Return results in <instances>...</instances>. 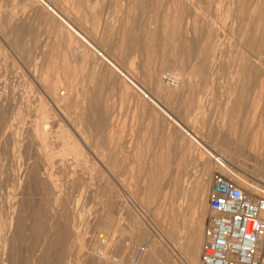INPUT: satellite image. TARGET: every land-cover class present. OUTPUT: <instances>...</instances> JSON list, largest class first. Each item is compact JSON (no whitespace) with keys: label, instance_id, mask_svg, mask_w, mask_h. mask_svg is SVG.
Masks as SVG:
<instances>
[{"label":"rangeland","instance_id":"rangeland-1","mask_svg":"<svg viewBox=\"0 0 264 264\" xmlns=\"http://www.w3.org/2000/svg\"><path fill=\"white\" fill-rule=\"evenodd\" d=\"M2 1H3V3L0 1V6H1V8H0V93H1L0 94V104H2V105H0V109H1L0 110L1 111L0 117H3V118L2 119L0 118V126L3 125L4 121L8 122L10 120H13V118H15V116H17L18 113H21L22 123L18 124L17 122H15V126H14V129L19 128L18 139H19V141H21V143L23 145L26 146L27 152L32 151V153H34L38 150L37 154L39 155V150H40L41 155L39 157H41V161L44 158V160L42 162L40 161L41 167H43V169H45L47 167L46 168L47 171L44 170L47 173L53 172V178L55 180L54 182L57 186H59L58 191H57L58 195L61 193V190H63L62 193L59 195V199L63 200V202L59 201L61 203L60 204V212H58V214H60V216L57 215V217H59V218H57V217L55 218V220H58V222L55 220L51 222V217L49 218L48 216L46 219L45 215L51 214V216H52V214L54 212L52 213V211H53L52 208L50 206H48V204H47L48 199H46V197L48 196L47 195L48 193H47V191L45 192V190H42V187L44 186V184L42 183V180H41L42 178H39L41 176H38V178L36 179V176H34L35 170L32 167L31 168L34 170V172L32 171V169H29V171L28 170L21 171V167H19V164L17 162H15L14 164H13L14 161L9 163L10 160H8V162H7V159H5L4 160L6 162L5 167L8 168V169H6L4 167L5 170L6 171L10 170V172L12 171L13 173H16L17 175L19 174L22 177V182L20 183V186L18 183V189L20 188L18 193L20 194V196H18V199H17L18 203H17V209H16L18 212L17 216H18V214H20V217H19L20 221H17L20 226L18 224H16L17 223L16 221H15L16 223L15 222L10 223V221H7V222L3 221L0 223V264H11V263L12 264H28V263L29 264H37V263L39 264L40 259H41L40 257H47V256H49L47 258H48V261L50 260L49 262L51 264L52 263L53 264H62V263H64V264H95V263L99 262V259L97 257V255H98L97 252L101 251V250H102L101 252H103V254L106 255L105 258H108V259L110 258L109 260L107 259L106 264H124V263L125 264H158V263H155L154 261L150 260V258H152V257H150V256L147 257V253H149V247H146V242L143 240H140L138 237L139 234H137V231H135V230H139L138 232H140V228L138 226L145 227L146 229L144 228V230L148 231V229H147V227H149L148 223L146 221L144 223H141L143 221L141 214H143V213H149L150 215L152 213L155 214V210H157V209L159 210V211L157 210L159 213V212H161L160 209H162V207H164V209H163L164 211L163 210L162 211L165 213L170 212V214H167L168 217L177 220L176 219L177 217L175 215L178 216V214L180 212L177 210L179 209L180 202H183L182 196L184 195V192L186 189L184 184H183L184 180L189 179V178H193V180L196 179L195 174L200 175L202 173L201 170L203 168V165H207V168H209L208 172L206 174V177L210 178V186L206 189V191L208 193L205 194L206 203H207V204L205 203V205H208V195H209V190H210L211 185H212V179L211 178H213V175L216 172H219L222 175H224L225 177H228L232 180H234L235 177L236 178L242 177V178L248 180V182L255 183V184L261 186V189L264 188V90H262L263 85L261 82L263 79L261 80V76H259V69H260V72L264 74V67H262V65L264 64V19H263L264 18V0H215V1L214 0H184V2H182L183 0L182 1H180V0H173V1L172 0H158V1L157 0H146V1L145 0H137L136 1L135 0L136 2L134 0H129V1L128 0H123V1H121V0H119V1L118 0H107V3H106V0H68V1L67 0H2ZM131 1L133 2L134 6L131 3ZM176 1H178L181 4H179ZM138 2H139V4H138ZM173 2L180 5L182 9L177 4H176L177 6H175V7H174V5L172 6V4H174ZM156 5H157V7H156ZM10 6H11L12 10L10 9ZM2 7H3V9H2ZM54 7H55V9H54ZM172 7H174L175 10ZM66 8H68L69 10ZM133 8H135V10ZM168 8L173 10L172 14L170 12L171 10L169 11L170 12V14H169ZM176 8L182 10L181 11L182 13L179 10H177ZM37 9L40 11H38ZM130 10L131 11L133 10L132 16L130 14V12H131ZM42 11H43V13H41ZM175 11L177 12V14ZM50 12H52V14ZM126 12L129 14H127ZM156 12H158V13H156ZM167 12H168V15H167ZM174 12L178 16L174 15L173 14ZM48 13H49V15H48ZM99 13H101V14H99ZM197 13H198V15H196ZM165 14L167 15V17H165L164 21L165 22L167 20H168V22L170 21V25L167 22L168 23L167 26H171V24H172V27L176 28V26H175L176 23H177V26L181 25L180 27L179 26L177 27L178 29L176 28L178 30V33H176L177 30L174 29L175 30L174 32L176 33V34H174V38H177V39H173V40L174 41L179 40L178 50L175 49V45L173 46L174 41H172V40L169 41V39H171V38L167 37L170 34L169 31L171 30L170 29L171 27H169L170 30H168V27H165L167 30L164 28V26H166V24L164 25L165 22H162V21L164 19L163 15H165ZM53 15H55L56 17ZM128 15H130L133 19L129 18L130 20H128L127 19ZM144 15H145V18H144ZM172 15L174 16L173 18H175V16L177 18L174 20L173 18H171ZM59 16H61V17H59ZM180 16H182V17H180ZM97 17H99L100 19ZM178 17H179V19H181V18L182 19L179 20ZM95 18H97L96 21H95ZM26 19H27V21H26ZM171 20L172 21L174 20V21L171 22ZM177 20L180 21V23H178ZM198 20H199V22H198ZM11 22H12V25H11ZM94 22H97L100 25L96 24V23L94 24ZM156 22L158 24H156ZM195 22H197L198 25ZM50 23L52 24V26L50 25ZM69 23L71 25H69ZM84 23H85V26H84ZM15 24H16V26H15ZM62 24H63V26H62ZM126 24H127V26L129 24V26H128L129 31H128L127 26L124 27V25H126ZM173 24H174V26H173ZM206 25H209V26H206ZM89 26H90V28H89ZM96 26H98L97 29H96ZM109 26H110V28H109ZM58 27H59V29H58ZM74 27H75V29H74ZM120 27H121V29H120ZM148 27L152 30H150ZM144 28H146V29L144 30ZM119 29H120V31H119ZM123 29H124V32L120 33V32H122ZM155 29H157V30H155ZM210 29L213 30L214 33H213V31L211 32ZM59 30L61 31V33L58 32ZM2 31H4V32H2ZM80 31H82V33L84 35ZM163 31L165 33L167 32L166 38L163 37V34H164ZM77 32L81 33L82 36L76 34ZM171 32H172V30H171ZM208 32L212 33V35H213L212 38L216 41V43H217L216 48L218 49L217 54H216L215 63H213V61H211V59L209 58L210 59L209 62L211 64L208 62V57L206 56L207 54L204 55V57H202V54H200V53L204 52V50H206L207 45H208V48H210L209 45H210V41H212V39L210 40V38L208 36L209 35ZM65 33H66V35H65ZM69 33L70 34L75 33V34H73L75 42H74L73 36L70 35ZM124 33L127 35H125ZM150 33L154 34L155 36L154 37H153V35L151 36ZM243 33H244V35H243ZM129 34H130V36H129ZM145 34L148 36L147 37L148 40H150L151 42H154V44L152 43L153 45L151 44L152 49L148 47L149 49H151L150 51L147 47H145L148 45L150 46V43H151L150 41L147 42ZM60 35L61 36L63 35V37L64 38L66 37V38L61 39ZM120 36L122 38H124L123 40H125L126 42L128 41V42L127 43L125 42L126 43L125 44L124 41H122V38ZM164 36H165V34H164ZM69 37H71L73 40V43H75L72 46H70L73 49H71L69 47V43H67ZM55 38H57L58 40ZM208 38L210 41L208 40ZM66 39H67V41H66ZM78 39L81 41H79ZM164 39H166V40H164ZM167 39H168V41H167ZM180 39H181V42H180ZM61 40L63 41L62 43H61ZM82 41H84V42H82ZM206 41H207V44H206ZM77 42L79 45L82 44L83 47H81V45H80V47L77 46L78 45ZM169 42H171V43L169 45H167L168 48L163 47L166 45V43H169ZM56 43L59 44L58 46L60 48L57 46ZM60 43L62 44L61 46H63V47L60 46ZM63 43H65V44H63ZM145 43H147L148 45L147 44L145 45ZM137 44H139V45L137 46ZM180 44H181V48H179ZM87 45H88V47H87ZM75 46H77V48H78V49L76 48L77 50L74 49ZM169 46H173V47H169ZM67 47H69V49ZM204 47H205V49H204ZM56 48H57V50H56ZM79 48H82V50L86 49V51L84 50L85 52L84 51L82 52V50H80ZM172 48H173L174 52L172 51ZM200 49L203 51H201ZM65 50L70 52V53L66 52ZM69 50H71V51H69ZM75 50L78 51L77 52L78 54L74 53ZM175 50H177V51L175 52ZM79 51H81V52L79 53ZM121 51H122V53H121ZM178 51H179L180 55H179ZM46 52H47V54H46ZM50 52L52 54L54 53L53 57H56V56H57V58L59 57V60L56 58L58 60V62L61 60V62L58 63L59 64L58 68H61L63 66V64H62L64 62L63 61V55H65V53L69 54V55H67V57H68V62L72 63V65H70V66H72L74 68L76 66V64H77V66L79 65L78 66L79 70L77 69V72H78L77 75H79V77L78 76L77 77H78L79 82H78V80H77V82L74 80L75 78L77 79V77H75L74 79H71V81H70V79H66L67 81H69V82H67L64 79L65 77H63L62 71L60 70L61 74L59 77L60 78L59 81L62 85H64V86L61 85L62 89H61V87H59L58 92L60 95L64 93V91L66 90V89L64 90V88H66V87H67V91H65V94L66 93L68 94V92H69L68 90H70L71 86L74 87L75 82L77 83L76 84L77 90H75L76 93H79L80 91L82 92L86 88H89V90H91L90 91L91 94L94 93L91 96L93 97V103L94 102L95 103H94V105H93V103H91L90 106H92V105L93 106L90 107L91 109H89L87 111L88 115H89L88 120H90V122H89L90 125L88 126V129H86L88 132L90 131L89 133H91V130H93V133H92L93 135L89 134L87 132L84 135L83 140L81 139V138H83V135L81 137L79 136V134L75 131L74 123L72 121H68L69 118L66 115V114L70 113V111H72L73 108H74V110L71 113L76 112L77 111L76 106L69 109L68 110L69 112L68 111H66V112L62 111L65 116L61 115V112H59V110L56 108L54 103L51 102V99L49 96L50 93L48 92L49 90L48 89L46 90V88L44 89V87L39 84L40 78L42 81L44 79L45 82L52 78L49 76V74H47L49 72L46 73V70L48 71V62L47 61L52 55ZM57 52H58V54H57ZM89 52H91V53H89ZM167 52H168V54H167ZM71 53H73V54H71ZM83 53L84 54L88 53V56L84 55ZM177 53H178V55H177ZM247 53H249L251 56H252V54H254L258 61L256 59H254L255 58L254 56L251 57ZM116 54H118V55H116ZM146 54H148V55H146ZM158 54H159V56H158ZM175 54L177 57L174 56V58H178V59L173 58V55H175ZM198 54H199V57H198ZM71 55L72 56L74 55L73 58L71 57ZM154 55H156V56L154 57ZM75 57H78V58H75ZM83 57H85V58H83ZM143 57H144V59H142ZM201 57H202V59L204 58L203 61H202ZM205 57H207V58H205ZM70 58L72 59V62H71ZM74 58H75V60H74ZM147 58H149L148 61H147ZM154 58H156V59H154ZM83 59H84V62H86V63H83ZM198 60H199V62H198ZM250 60H251V62H249ZM87 61H90V62H87ZM104 61H105V63H104ZM146 61H147V63H146ZM77 62H79V63H77ZM178 62L179 63L181 62L182 64L181 63L179 64ZM44 63H45V65H43ZM82 63L85 65L83 66ZM165 63H166V65H165ZM189 63H190V65H189ZM200 63H202V64L200 65ZM208 63H209V66H208ZM46 64H47V66H46ZM80 64H82V65H80ZM106 64H108V65H106ZM144 64H146V65H144ZM255 64L257 66H255ZM113 65H115V66H113ZM149 65H152L153 67L156 66L159 68H160V66L163 68L166 67V69H163V71H161V73H160L161 77L160 78L164 77L165 75H172L178 79V84L175 86H170V85H167V83L162 82L163 87H165L163 89V91L164 90L165 91L171 90L172 92L174 91L175 92L174 95H176V98H168L170 101L167 100L166 98H164L165 99L164 100L162 97L163 96L162 93H160V91L157 90L158 88L154 85L152 86V84H151V86H152L151 87L149 82L147 80H144V79H146V77H145L146 73L144 71L147 72L148 69H146V67L148 68ZM181 65H184L183 69H185V70H183L181 68L182 67ZM202 65H204V67H205L203 69L204 71H202V72L204 73L205 69H207L206 73L200 74L195 79L194 76L192 77V72L193 71L196 72L195 70L198 69V67L202 66ZM244 65H245V67L247 65V68H244ZM248 65H249V67H248ZM77 66L75 68H77ZM133 66L135 69L133 68ZM152 66H150V67H152ZM119 67H121V68H119ZM109 68L114 69V70H111ZM122 68H124V69H122ZM241 68H244V69H241ZM95 69H96V71H95ZM245 69H246V71H245ZM255 69H256V71H255ZM261 69H263V70H261ZM101 70L103 72H105V74ZM110 70L116 74L114 75V73L111 72ZM107 71H108V73H107ZM240 71L243 72L242 78L240 77L241 79H238L239 78L238 76H241ZM238 73H239V75H238ZM30 74H31V76H30ZM89 74H90V76H89ZM208 74H210V75H208ZM246 74L247 75L249 74L248 80L251 79L253 82H251V80L248 81L246 79L247 78ZM251 74H252V76H250ZM254 74H257V76ZM47 76H49L50 79L49 78L46 79ZM111 76H112V80H111ZM113 76H115V77H113ZM132 76H134L133 78H135V79H133ZM138 76H139V78H138ZM204 76L206 78H204ZM210 76H211V78H210ZM254 76L256 78L255 79L256 81L254 80ZM101 77L103 78L104 82H102L103 80L101 79ZM104 77H108V78L105 80ZM109 77H110V80H109ZM116 77H118L119 80ZM189 77L190 78L192 77V80L194 78V80H193L194 83L191 86H189V83H188L190 80ZM207 77L210 79L207 80ZM5 78H6V80H5ZM188 78H189V80H188ZM88 79H90V80H88ZM136 79L138 82L136 81ZM237 79H238V81H237ZM244 79L247 80L246 83H245ZM87 80H88V82H87ZM94 80L96 82L98 81L99 85ZM123 80H125V81H123ZM64 81H66L67 84ZM110 81H112V82L110 83ZM131 81H133V83ZM206 81H207V87H206ZM241 81H242V83H241ZM259 81H260V83H259ZM70 82L71 83L73 82V85H71ZM145 82H146V84H145ZM237 82L239 83V85H237V86H239L238 87L239 90H238V88L236 89L237 86L235 84ZM69 83H70V86L68 85ZM249 83H251V84H249ZM135 84L139 87L143 86L146 90H144V89L142 90V88H141V90H142L141 91L140 89H138V87H136ZM201 84H203V85H201ZM246 84L249 85L248 86L249 88L247 87ZM85 85H88V86L85 87ZM101 85L105 89L102 88ZM261 85H262V87H260ZM68 86H69V88H68ZM257 86H258V88H256ZM124 87L127 89L130 88V90H127L126 91L127 93H126L124 89L121 90V88H124ZM199 87L201 89H199ZM240 87H241V89H240ZM242 87L244 90H246V91L248 90V91L245 93V91L242 89ZM38 88H40V89H38ZM183 88L184 89L186 88V89L184 90ZM41 89H43V90L41 91ZM92 89H96V90H92ZM190 89H192L191 92H193V93L189 92ZM257 89H258V91H255ZM61 90H63V91H61ZM97 91H98V93L100 91H102V92H100V94H101L100 96L97 93ZM156 91H158L160 94ZM182 91H184V92H182ZM60 92H62V93H60ZM130 92H131V95H130ZM45 93L47 95H45ZM136 93H137V95H136ZM234 93H235V95H233ZM257 93H259V94L257 95ZM188 94L190 95V97H189L190 99L186 98L187 96H189ZM243 94L244 95L246 94V95L243 97ZM4 95H5V97H4ZM13 95H14V97H13ZM78 95L79 94H77V96ZM160 95H161V97H160ZM237 95H239L237 97L238 99L236 98ZM9 96H10V98H9ZM7 97L10 100H8ZM98 97H100V98H98ZM132 97H133V99H132ZM139 97L141 99H139ZM154 97L158 98L160 102L162 101L161 103H163V104L156 101L154 99ZM194 97H196V98H194ZM114 98H115V100H114ZM192 98H194V99H192ZM48 99H50V101H48ZM99 100H101L102 103H101V101L98 102ZM130 100L133 102H131ZM136 100H138V102H136ZM171 100H173V101H171ZM256 100L258 101V103H256L257 102ZM141 101H142V103H141ZM139 102H140V104H139L140 106L138 105ZM184 102L186 103V105ZM98 103H100V104H98ZM118 103H119V105H118ZM136 103H137L138 107H137ZM102 104H103V107L105 105V107H104L105 109H107V107L109 105L110 106L108 108L109 111H110V108H111V111L116 108L114 110L116 113L114 111H112V112H114L113 113L114 116H112V114H110L111 112L108 114V112H109L108 110H107L108 112H106L105 109L103 110V107L101 106ZM188 104L190 106H188ZM192 104H194V105H192ZM196 104H197V106H196ZM43 105L45 107H43ZM49 105H51V107ZM145 105H147V106H145ZM232 105H234V106H232ZM253 105H255V106L257 105V107L255 108V106H253ZM191 106H193V107H191ZM143 107L145 108L144 111L146 110L145 112L143 111L144 113H142ZM184 107L186 109H188V108H193V109L192 110L188 109L191 113L188 110H187L188 113H186L187 111L185 110ZM200 107H201V110H199ZM4 108H6V109L4 110ZM10 108H12V109H10ZM45 108H46V110H44ZM52 108L54 111L52 110ZM153 108H154V110H152ZM96 109H97V111H96ZM98 109L99 110L101 109V112L100 111L98 112ZM148 109H149V111H148ZM2 110H4V111H2ZM9 110L11 111V115L9 113ZM139 110H141V111H139ZM5 111H6V113H5ZM89 111H91L92 114ZM102 111L106 112V113H103V116H102ZM27 112H28V114H26ZM46 113L48 115H46ZM132 113H134V114H132ZM154 113H155V116H154ZM12 114H13V116H12ZM93 114H94V116L98 122H99V119H102L103 125H101V126H104L105 128H103V127L101 128V126L98 125L94 116H91ZM97 114L99 115L98 119L96 117ZM27 115L28 116L30 115V116L27 117ZM110 115H111V117H110ZM107 116H108V118H107ZM53 117H55V118H53ZM89 117H91V118H89ZM111 118H112V120H111ZM113 118H114V120H113ZM106 119H109V121L110 120L111 121L107 122ZM117 119H119V120H117ZM157 119H158V121H157ZM203 119H205V120H203ZM133 121H134V123H133ZM95 123H97V124H95ZM114 124H116V125L118 124L117 127ZM138 124H139V126H138ZM91 125L94 126V127H92L93 129L91 128ZM184 125L190 127V129H192L193 132L195 133V135L199 136L200 139H195L194 134H192V136L189 135L190 133H188V131L186 130ZM112 126H114V127H112ZM40 127H42V128L40 129ZM89 127L91 129H89ZM119 127L121 130L119 129ZM151 127H153V128L151 129ZM31 128H32V130H31ZM94 128H97V129L95 130ZM98 128L100 131L97 135ZM111 128H114L115 130L114 129L111 130ZM45 129H46V131H45ZM107 129L109 131L111 130V132L113 131L112 132L113 134L111 132H109ZM35 130H36V132H35ZM39 130L42 131V133H40ZM121 131L123 134L120 133L118 135V133ZM26 132H28V133H26ZM35 133H36V135H35ZM75 133H76V135H75ZM80 133H81V131H80ZM100 133L102 134V136H100L101 135ZM27 134H28V136H27ZM68 134H69V136H68ZM70 134H71V136H70ZM120 135H122V136L125 135L126 139L125 138L123 139L124 136L121 137ZM76 136H78V137H76ZM90 136L92 137L93 140H91V139L87 140L88 137L91 138ZM144 136H146V137H144ZM101 137H103V138H101ZM111 137H113V138H111ZM115 137L116 138L118 137V138L116 139ZM120 137L124 141V142L121 141L123 144L118 140V139H120ZM34 138L36 141L34 140ZM41 138H42V140H41ZM64 138L66 140L69 139V142H71L73 144L74 143L76 144V142L77 143L79 142L78 143L80 145L79 149H80V152L82 151L81 153H83V154L78 155V154L72 153L74 155L73 156L74 158L72 156H70L72 154H69V155H66V157L67 158L69 157L70 159H67L65 157V154L62 153L63 149L65 148L64 145L65 146L67 145L66 144L67 141ZM98 138H100V139L97 140ZM185 138H187V139H185ZM189 138H190V140L192 139L194 142L193 145L191 144L192 146H194V144L195 145H197V144L201 145L202 141H205V143L210 145V146L213 145L215 147L214 150H216L217 153H220L223 157L221 158V157L216 156V154H214L215 153L214 152V153H211L212 157H213L212 158L210 156V154H208V152L205 153V151H201L202 157L200 159V163L199 162L196 163V161L194 162V159H193L194 156H192L193 153L191 154V151H193L192 148L188 149L189 147H186L188 144V141H190ZM114 139H116L117 141ZM122 139H120V140H122ZM131 139L133 140V142ZM94 141H95V143H94ZM99 141H100V143H99ZM111 141H112L113 145H111L112 144ZM31 142L33 145L31 144ZM39 142H40V144H39ZM92 142H93V144L90 145V143H92ZM129 142H132L133 149H132V145H130L131 143H129ZM50 143H52L54 145H52ZM119 143H121V145ZM1 144H2V146H1ZM28 144H29V146H28ZM143 144H144V146H143ZM95 145H97V146H95ZM12 146H13L12 143H10V141L7 140V137L0 138V155L2 156V158L7 157L6 153L12 148ZM32 146H33V149H32ZM44 146H45V148H47L48 152L50 151L49 152V154H51L50 161H49L50 163L48 161H45L44 149H43ZM54 146H56V147H54ZM90 146H92L91 151H90V148H89V150L87 148ZM98 146H100V147L98 148ZM124 146L125 147L129 146V148H127V147L125 148ZM168 148H169V151H171L170 153H168V151H166V149L168 150ZM252 148H253V150H252ZM2 149H4V150H2ZM42 149H43V151H42ZM94 149H97V151ZM179 149H181L182 152ZM2 151H3V153H2ZM51 151H52V153H51ZM98 151L99 152L101 151V152L99 153ZM162 151H164V152H162ZM186 151H187V155L185 154ZM138 153H139V156H138ZM156 153H160L161 155H163L165 157V159L167 158L166 162H164V161L163 162L164 163L170 162L169 163L170 165L167 164V165L163 166L164 165L163 164L162 166L161 165L158 166L159 171L163 170V172L166 173V175H165L166 179L164 180L163 179L164 176H161L159 179L160 181H157L158 184L160 185V187L163 186V188H162L163 191L160 189V191L162 193L159 191L162 195H159L160 193L158 192V195L161 197L157 196V197H159V199H156V202H158L159 200H160V202H158L156 204V202L153 203V201H152V204H150L151 202H149V195H148L147 190H146L147 189L146 187L148 186L150 181L144 182L145 178L147 176H146V174L144 175L143 171L147 167H148L146 169L147 171L145 170L146 173L150 169H154V168H150V167H152V165H153V167H155L153 164L154 163L153 160L155 161V159H156V157H155ZM188 153L192 156V158H191V156H189ZM140 154L142 157H140ZM182 154H185V155L182 156ZM134 155H136V157ZM60 156H61V158H60ZM77 158H79V159H77ZM190 158L193 160H191ZM64 159H66V160H64ZM184 159H185V161L183 163L182 160H184ZM168 160H170V161H168ZM52 161L54 163V167H53ZM59 161L61 163H59ZM131 161H132V163H131ZM189 162H190V164H188ZM7 163H9L8 167H7ZM66 163L68 166L66 165ZM146 163H147V165H146ZM182 163L184 165L186 164L185 166H187V167L184 168L185 166L182 165ZM121 164H122V166H121ZM149 164H152V165L150 166ZM176 164H179L180 166H178ZM58 165H59V167H58ZM65 165L67 167H65ZM168 165H169V167H168ZM61 166H63V167H61ZM144 166H146L145 169L142 168ZM75 167H77V168H75ZM179 168H180V172L178 173ZM96 169L99 171H96ZM168 169L170 172L168 171ZM59 170H61L62 172L61 171L59 172ZM86 170H88V171L86 172ZM128 170H129V172H128ZM192 170H194V171L192 172ZM185 171H187V173H185ZM190 171H191V173H190ZM32 172H33V175H32ZM99 172H101V174ZM167 172H169V173L167 174ZM25 173L27 175L29 174L31 179H30L29 175L27 176ZM43 173L44 172H42V175H43ZM55 173H56V175H55ZM59 173H63V175H65V176H63L62 174H60L61 175L60 176ZM83 173H84V175H83ZM141 173H143V175H141ZM177 174H179V175H177ZM186 175H188L189 177ZM25 176L27 178H25ZM44 176L46 177L45 173H44L43 177ZM58 176H60V178ZM143 178H144V180H143ZM35 179L37 180V182L40 179L41 184L39 182L37 183ZM61 179H62V182H61ZM63 179H65V180H63ZM78 179H80V181H81L80 184H79ZM146 180H147V178H146ZM32 181H34V182H32ZM23 182H25V184ZM28 182H29V184H28ZM68 182H70V183H68ZM71 182H72V184H71ZM160 182H164V183L160 184ZM60 183H62V185ZM63 183H64V185H63ZM142 183H145V185L143 184L144 185L143 186ZM146 183H147V185H146ZM27 184L29 187L26 186ZM30 184L32 186H30ZM73 184L75 185V188L78 190H76L73 187ZM37 185H39L41 187H39ZM182 185H183V187H182ZM36 187H37V189H36ZM44 187H43V189H44ZM80 187L81 188L83 187V188L80 189ZM174 187H178V189L176 188V191H175ZM23 189H24L26 194H24ZM29 189H30V191H29ZM70 191H72V192H70ZM21 192H22V194H21ZM27 192H30V194ZM66 192H68L71 196H69L68 193L66 194ZM173 192H175V193H173ZM257 192H253V193H257V194H263L264 193L263 191H257ZM33 193L34 194L37 193V195L34 196ZM45 193H47L46 194L47 196H45ZM144 194H145V196H144ZM164 194H168V195H164ZM173 194H174V196H172ZM180 194L182 196H180ZM22 195H23V197H22ZM191 195H192V188H190V190H189V203H190V200L192 198ZM24 196H25V198H24ZM37 196H39L40 198L39 197L37 198ZM100 196H102V197H100ZM164 196H165V198H167L166 200H165ZM65 198L67 201H65ZM162 198H164V199H162ZM172 198L173 199L176 198L175 201H173ZM39 199H40V201H39ZM37 200H38V203H40V205L36 203ZM41 200H42V202H41ZM43 200L46 201V203L43 202ZM143 200H144V202H143ZM64 201L68 204H66ZM22 202L24 204H22ZM145 202H146V206L144 204ZM148 202H149V204H148ZM163 202L166 203L164 206H162L164 204ZM168 202H170L171 204ZM29 203H31V204H29ZM70 203L73 205L71 206ZM62 204H63V206H62ZM147 204H148V206H147ZM0 206H2V205H0ZM159 206H160V208H159ZM23 207H25V208L23 209ZM43 207H46L47 210ZM171 207L172 208L174 207V209L175 210L177 209V210L175 211L174 209L173 210L169 209ZM20 208L23 209L24 211L21 210ZM64 208L65 209L71 208V209H69V210L67 209V211H66ZM206 208H207L206 214H205L206 216L204 218V225H203V235H202L203 241H202V245H201L202 248H203V244H204V235H205V230H206V224H207V220H208V217L210 214L209 207L207 206ZM1 209H2V207H0V212L2 213V217L4 215L5 218H7V214H5V213L8 211L7 210L8 208L5 207V209H2V210ZM61 209H62V211H61ZM27 210H28V212H27ZM70 210H72V214H71ZM50 211H51V213H50ZM191 211L189 210V213H188L189 216L187 217L189 219V221H191V218H192V216H190L192 213ZM21 212H24L22 214V216H21ZM44 212H46V213H44ZM61 212H63V213H61ZM174 212H176V213L174 214ZM177 212H178V214H177ZM66 213H68L69 215H67ZM171 213H172V215H174V218L172 217ZM43 214H45V215H43ZM63 214H66V216H64ZM159 214L157 215V217L159 216ZM32 215H33V217H32ZM29 216H31V217H29ZM43 216L45 217V222H44ZM61 216H64V217L62 218ZM67 217H68V219H67ZM71 217H72V219L70 220ZM154 217H153V220L155 223L157 222L160 225L165 224V226L163 225V228H164V231L166 233L167 238L170 239L167 231H169L170 227H171V226L169 227L168 222H170L172 219H169L168 217L165 218L163 216H160V218H162V219L160 220V218L158 217V221L160 220L158 222L156 220V215ZM22 218L25 222H23ZM25 218H26V220H25ZM164 219H167V220H164ZM35 220H38V221L36 222ZM39 220H41V221H39ZM48 220H50V224L48 223L49 222ZM63 220H64V224H63ZM66 220H67V223H70V224H67ZM162 220H164L163 221L164 223L161 222ZM175 220H173V221H175ZM69 221H72V222H69ZM178 221H179V223L181 222L180 218L178 219ZM54 222H56V223H54ZM59 222H62V223H59ZM41 223H43V224L39 225ZM58 223H59V225L57 227L53 226V224L57 225ZM75 223H76V225H75ZM187 223H188V221H187ZM21 224H23V225H21ZM51 224H52V226H51ZM166 224L168 225V228H167ZM68 225H69V227H68ZM70 225H71V227H70ZM22 226H24V228ZM73 228L77 229V230L79 229V231H80L78 236L81 239V242L77 241L78 244H75V241H76L75 238H77L76 237L77 235H75ZM165 228L168 230H166ZM14 229H16V230H14ZM37 229H39V230L36 231ZM68 229L71 230L70 231L71 234H69V235H68V233H70V232H68L69 231ZM41 231H42V233H41ZM73 232H74V234H72ZM88 232H89V234H88ZM134 232H135V234H134ZM42 234H44V235H42ZM63 234H65V235H63ZM98 234L105 236V238L107 239L106 244H105V240H104V243H102L105 246L102 245V247H100L101 250L99 249V247L98 248L95 247V244L97 242L96 240L99 236ZM133 234H134V236H133ZM53 235H55V237ZM61 235L63 238V242L65 241L66 245H65V242L62 245V242H61L62 238H60ZM135 235H137V237ZM177 236H176L177 237L176 240L178 242L176 240L175 241L171 240V243L169 245L170 247L165 249V251L167 252V253L165 252V254H167L168 257L166 255V257H167L166 260L162 259L163 264H185L183 259L180 258V257H184V256H182L183 253H181L182 254L181 255L179 252L180 248L183 245L184 239L180 238L183 236H179L178 234H177ZM22 237L25 240H23ZM135 237H136V239H139V240H136V239L134 240ZM15 238L18 240H16ZM66 238H68V240ZM87 238H88V241H87ZM90 238H92L93 240ZM67 241H68V243H67ZM136 241H138L139 243ZM37 242H39V243H37ZM16 243H18V244L16 245ZM176 244H177V246H176ZM19 245H20V247H19ZM74 245H76V246H74ZM80 246H82V247H80ZM35 247H36V249H35ZM142 247L147 248V249L145 248V251H147V253L143 252L145 254V256H144L145 258H142V260L144 259L143 261L140 260V256H139L141 253L140 249ZM109 248H111V249H109ZM202 248H201V253H202ZM58 249H60V250L57 251ZM36 250H37V252H36ZM23 251H24V253H23ZM104 251H105V253H104ZM29 252H30V255H29ZM44 252H45V254H44ZM36 253H38V254H36ZM42 254H44V255H42ZM46 254H47V256H46ZM55 255L58 257H56ZM52 256H53V258H52ZM61 256L64 258H62ZM59 259L60 260L62 259L64 262L62 260L60 261ZM147 259H149V261H147ZM180 259H181V261H180ZM200 260H201V257H200ZM149 262H151V263H149Z\"/></svg>","mask_w":264,"mask_h":264},{"label":"bare ground","instance_id":"bare-ground-1","mask_svg":"<svg viewBox=\"0 0 264 264\" xmlns=\"http://www.w3.org/2000/svg\"><path fill=\"white\" fill-rule=\"evenodd\" d=\"M2 3H3V1L2 0H0ZM68 1V0H67ZM119 1V0H118ZM121 1H123V0H121ZM129 1V0H128ZM135 1V0H134ZM137 1V0H136ZM135 1V2H136ZM146 1V0H145ZM158 1V0H157ZM173 1V0H172ZM180 1H182V0H180ZM215 1V0H214ZM176 2H178V1H176ZM182 2H184V0L182 1ZM59 3V2H58ZM70 3V2H69ZM74 3V2H73ZM104 3V2H103ZM106 3H107V0H106ZM110 3V2H109ZM113 3V2H112ZM130 3V2H129ZM128 3V4H129ZM131 3L133 4V2L131 1ZM158 3V2H157ZM174 3V2H173ZM179 3V2H178ZM186 3V2H185ZM114 4V3H113ZM119 4V3H118ZM117 4V5H118ZM138 4H139V2H138ZM177 3H174V4H172V6L174 5V7L175 6H177L176 5ZM179 4H181V3H179ZM183 4V3H182ZM18 5V4H17ZM76 5V4H75ZM106 5V4H105ZM120 5V4H119ZM161 5V4H160ZM123 6V5H122ZM133 6H134V4H133ZM136 6V5H135ZM143 6V5H142ZM178 6H180V5H178ZM81 7V6H80ZM88 7V6H87ZM131 7V6H130ZM129 7V8H130ZM156 7H157V5H156ZM155 7V8H156ZM174 7H172L173 9H174ZM0 8H1V6H0ZM34 8V7H33ZM36 8V7H35ZM57 8V7H56ZM79 8V7H78ZM90 8V7H89ZM118 8V7H117ZM180 8H181V6H180ZM186 8V7H185ZM2 9H3V7H2ZM1 9V10H2ZM10 9H11V6H10ZM32 9V8H31ZM54 9H55V7H54ZM58 9V8H57ZM66 9H68V8H66ZM132 9V8H131ZM134 10H135V8H133ZM138 9V8H137ZM169 9V8H168ZM177 10H179L180 12L182 11V10H180V9H178V8H176ZM182 9V8H181ZM12 10V9H11ZM38 10V9H37ZM69 10V9H68ZM71 10V9H70ZM100 10V9H99ZM121 10V9H120ZM171 9H169L168 10V12L170 11ZM175 10V9H174ZM38 11H40V10H38ZM88 11V10H87ZM97 11V10H96ZM131 11V10H130ZM133 11V10H132ZM132 11L130 12V14H131V16L133 15L132 14ZM145 11V10H144ZM157 11V10H156ZM161 11V10H160ZM178 11V12H179ZM2 12V11H1ZM135 12V11H134ZM133 12V13H134ZM146 12V11H145ZM168 12H167V15H168ZM171 12V14H172V12H173V10H171L170 11ZM170 12H169V14H170ZM176 12V11H175ZM175 12L173 13L174 15H176L177 14V12H176V14H175ZM228 12V11H227ZM5 13V12H4ZM39 13V12H38ZM41 13H43V11L41 12ZM51 14H52V12H50ZM116 13V12H115ZM127 13V12H126ZM156 13H158V12H156ZM182 13V12H181ZM180 13V14H181ZM63 14V13H62ZM74 14V13H73ZM99 14H101V13H99ZM121 14V13H120ZM127 14H129V13H127ZM48 15H49V13H48ZM96 15V14H95ZM117 15V14H116ZM159 15V14H158ZM167 15L165 14V15H163L164 16V19H163V21L162 22H165L164 20H165V17H167ZM196 15H198V13L196 14ZM53 16H55V15H53ZM124 16V15H123ZM130 15H128V17H127V19L128 20H130L132 17H131ZM160 16V15H159ZM176 16H178V15H176ZM175 16V18H173L174 16L172 15V17L171 18H173L174 20L177 18ZM56 17V16H55ZM59 17H61V16H59ZM153 17V16H152ZM169 17V18H170ZM180 17H182V16H180ZM63 18V17H62ZM89 18V17H88ZM87 18V19H88ZM97 18H99V17H97ZM97 18H95V21H96V19ZM130 18V19H129ZM144 18H145V15H144ZM170 18V19H171ZM67 19V18H66ZM86 19V20H87ZM100 19V18H99ZM98 19V20H99ZM126 19V20H127ZM133 19V18H132ZM167 19V18H166ZM178 19H179V17H178ZM182 19V18H181ZM181 19H179V20H181ZM264 19V18H263ZM16 20V19H15ZM57 20V19H56ZM69 20V19H68ZM121 20V19H120ZM151 20V19H150ZM159 20V19H158ZM173 20V21H174ZM26 21H27V19H26ZM35 21V20H34ZM88 21V20H87ZM124 21V20H123ZM172 20H171V22H173ZM178 21V20H177ZM190 21V20H189ZM3 22V21H2ZM53 22V21H52ZM71 22V21H70ZM78 22V21H77ZM76 22V23H77ZM115 22V21H114ZM121 22V21H120ZM133 22V21H132ZM153 22V21H152ZM168 20L164 23V25L166 24V26H164V28L165 27H168V30H172V32H171V30L169 31L170 32V34H169V36H167V37H169V38H171V39H169V41H174L173 39H177V38H174V34H176V33H178V26L180 27L181 25H178L177 26V23L175 24V26H176V28H173L172 27V24H171V26H167V24L169 23V25H170V21L168 22ZM182 22V21H181ZM198 22H199V20H198ZM31 23V22H30ZM36 23V22H35ZM56 23V22H55ZM99 24V23H97V22H94V24ZM126 23V22H125ZM130 23V22H129ZM147 23V22H146ZM178 23H180V21H178ZM184 23V22H183ZM197 25H198V23L197 22H195ZM54 24V23H53ZM60 24V23H59ZM73 24V23H72ZM155 24V23H154ZM156 24H158L157 22H156ZM163 24V23H162ZM182 24V23H181ZM11 25H12V22H11ZM14 25V24H13ZM22 25V24H21ZM33 25V24H32ZM50 25L52 26V24L50 23ZM69 25H71L70 23H69ZM88 25V24H87ZM100 25V24H99ZM98 25V26H99ZM131 25V24H130ZM184 25V24H183ZM182 25V26H183ZM15 26H16V24H15ZM14 26V27H15ZM20 26V25H19ZM62 26H63V24H62ZM83 26V25H82ZM84 26H85V23H84ZM98 26H96V29H97V27ZM116 26V25H115ZM127 26V24L126 25H124V27H126ZM128 26H129V24H128ZM127 26V27H128ZM173 26H174V24H173ZM188 26V25H187ZM206 26H209V25H206ZM36 27V26H35ZM60 27V26H59ZM59 27H58V29H59ZM66 27V26H65ZM113 27V26H112ZM111 27V28H112ZM123 27V28H124ZM155 27V26H154ZM169 27H171L170 29H169ZM189 27V26H188ZM17 28V27H16ZM62 28V27H61ZM89 28H90V26H89ZM95 28V27H94ZM93 28V29H94ZM109 28H110V26H109ZM147 28V27H146ZM146 28H144V30L146 29ZM149 28V27H148ZM162 28V27H161ZM173 28V29H172ZM197 28V27H196ZM26 29V28H25ZM54 29V28H53ZM74 29H75V27H74ZM73 29V30H74ZM120 29H121V27H120ZM120 29H119V31H120ZM150 29V28H149ZM166 29V28H165ZM164 29V30H165ZM174 29H176L177 30V32L175 33L174 31ZM195 29V28H194ZM212 29V28H211ZM210 29V31L212 32L213 30H211ZM3 30V29H2ZM70 30V29H69ZM79 30V29H78ZM95 30V29H94ZM115 30V29H114ZM126 30V29H125ZM132 30V29H131ZM150 30H152V29H150ZM155 30H157V29H155ZM167 30V29H166ZM165 30V31H166ZM181 30V29H180ZM209 30V29H208ZM53 31V30H52ZM64 31V30H63ZM92 31V30H91ZM99 31V30H98ZM109 31V30H108ZM107 31V32H108ZM128 31H129V27H128ZM197 31V30H196ZM203 31V30H202ZM2 32H4V31H2ZM58 32H60L61 33V31L59 30ZM57 32V33H58ZM73 32V31H72ZM81 33H82V31H80ZM110 32V31H109ZM115 32V31H114ZM124 32V29L122 30V32H120V33H123ZM127 32V31H126ZM133 32V31H132ZM211 32H208L209 33V38H210V40L212 39V41H210L209 40V38H208V40L210 41V45H209V47L210 48H208V45H207V48H206V50H204V52H202V53H200V54H202V57H204V55H206L207 57H208V62H209V60L211 59V61H213V63H215V59H216V54H217V48H216V45H217V43H216V41L212 38L213 37V35H212V33ZM81 33H76V34H78V35H80V36H82V34ZM99 33V32H98ZM119 33V34H120ZM163 33L165 34V36H164V34H163V37L164 38H166V33L163 31ZM213 33H214V31H213ZM245 33V32H244ZM244 33H243V35H244ZM40 34V33H39ZM50 34V33H49ZM70 34V33H69ZM73 34H75V33H71L70 35H72L73 36ZM96 34V33H95ZM110 34V33H109ZM118 34V35H119ZM125 34V33H124ZM156 34V33H155ZM180 34V33H179ZM56 35V34H55ZM59 35V34H58ZM65 35H66V33H65ZM64 35V36H65ZM84 35V34H83ZM123 35V34H122ZM125 35H127V34H125ZM146 35V34H145ZM150 35L152 36L153 35V37L155 36L154 34H151L150 33ZM158 35V34H157ZM77 36V35H76ZM99 36V35H98ZM124 36V35H123ZM129 36H130V34H129ZM138 36V35H137ZM171 36V37H170ZM178 36V35H177ZM49 37V36H48ZM119 37V36H118ZM121 37V36H120ZM141 37V36H140ZM148 36L146 35V39H147V42H149L150 40H148V38H147ZM207 37V36H206ZM13 38V37H12ZM19 38V37H18ZM30 38V37H29ZM58 38V37H57ZM57 38H55V39H57ZM60 38L62 39V38H64L63 37V35L61 36L60 35ZM66 38V37H65ZM64 38V39H65ZM71 37H69V39H68V41H67V39H66V41H67V43H69V47L70 46H72L73 44H75V43H73V40H72V38L70 39ZM91 38V37H90ZM97 38V37H96ZM113 38V37H112ZM122 38V37H121ZM129 38V37H128ZM134 38V37H133ZM179 38V37H178ZM187 38V37H186ZM59 39V38H58ZM57 39V40H58ZM73 39H74V36H73ZM80 39V38H79ZM78 39V40H79ZM124 38H122V41H124V43L126 42L125 40H123ZM126 39V38H125ZM131 39V38H130ZM138 39V38H137ZM136 39V40H137ZM92 40V39H91ZM95 40V39H94ZM145 40V39H144ZM164 40H166V39H164ZM15 41V40H14ZM77 41V40H76ZM79 41H81V40H79ZM130 41V40H129ZM146 41V40H145ZM144 41V42H145ZM167 41H168V39H167ZM176 41V40H175ZM174 41V43H173V46L175 45V49H177L178 50V43H179V40H177L176 42ZM27 42V41H26ZM60 42V41H59ZM63 41L61 40V43H62ZM74 42H75V39H74ZM82 42H84V41H82ZM81 42V43H82ZM100 42V41H99ZM113 42V41H112ZM128 42V41H127ZM126 42V43H127ZM142 42V41H141ZM151 42V41H150ZM180 42H181V39H180ZM212 42V43H211ZM9 43V42H8ZM60 43V46L62 45ZM80 43V42H79ZM122 43V42H121ZM125 43V44H126ZM154 44V42H151L150 43V46L147 44V43H145V45L147 44L148 46H145V47H149V48H151L152 49V47H151V44ZM171 42H169V43H166V45L165 46H163V47H167V45H169ZM190 43V42H189ZM57 44V43H56ZM63 44H65V43H63ZM77 44H78V42H77ZM85 44V43H84ZM152 44V45H153ZM185 44V43H184ZM206 44H207V41H206ZM23 45V44H22ZM45 45V44H44ZM59 44H57V46H58ZM81 45V47H83V45L82 44H80ZM80 45L78 44L77 46H79L80 47ZM86 45V44H85ZM108 45V44H107ZM139 44H137V46H138ZM177 45V46H176ZM4 46V45H3ZM6 46V45H5ZM54 46V45H53ZM56 46V45H55ZM56 46V47H57ZM77 46H75V48L74 49H76L77 48ZM124 46V45H123ZM144 46V45H143ZM173 46H169V47H173ZM206 46V45H205ZM59 47V46H58ZM57 47V48H58ZM61 47H63V46H61ZM69 47H67L68 49H69ZM85 47V46H84ZM87 47H88V45H87ZM155 47V46H154ZM177 47V48H176ZM17 48V47H16ZM51 48V47H50ZM54 48V47H53ZM57 48H56V50H57ZM60 48V47H59ZM58 48V49H59ZM71 48V47H70ZM117 48V47H116ZM140 48V47H139ZM148 48V49H149ZM168 48V47H167ZM179 48H181V44H180V46H179ZM25 49V48H24ZM41 49V48H40ZM39 49V50H40ZM49 49V48H48ZM67 49V50H68ZM71 49H73V48H71ZM78 49V48H77ZM76 49V50H77ZM80 50H82V48H79ZM119 49V48H118ZM151 49H149V51L151 50ZM202 49V48H201ZM200 49V50H201ZM204 49H205V47H204ZM38 50V49H37ZM60 50V49H59ZM62 50V49H61ZM75 50V52L74 53H77L78 51H76ZM85 51H86V49H84ZM84 50H82V52L84 51ZM115 50V49H114ZM156 50V49H155ZM159 50V49H158ZM163 50V49H162ZM171 50V49H170ZM177 50H175V52L177 51ZM225 50V49H224ZM8 51V50H7ZM53 51V50H52ZM66 51V50H65ZM69 51H71V50H69ZM84 51V52H85ZM165 51V50H164ZM169 51V50H168ZM172 51H173V48H172ZM201 51H203V50H201ZM247 51V50H246ZM66 52H68V51H66ZM81 51H79V53H80ZM88 52V51H87ZM148 52V51H147ZM153 52V51H152ZM174 52V51H173ZM18 53V52H17ZM51 53V52H50ZM49 53V54H50ZM56 53V52H55ZM60 53V52H59ZM65 53V52H64ZM68 53H70V52H68ZM66 54L65 53V55H63V66L61 67V68H58V66H59V62H61V60L58 62V60H59V57L57 58V56L56 57H53L54 56V53L51 55V57L48 59V71L46 70V73L47 72H49V73H47V74H49V76L50 77H52L51 79L49 78V76H47V78L46 79H50V80H47L46 82H45V80L43 79V81L41 80V78L39 79L40 80V82H39V84L40 85H42L43 87H44V89L46 88V90L48 89L49 91V93H50V99H51V102H53L54 103V105L56 106V108L59 110V112H61V115H64L63 114V112L62 111H68L69 109H71V108H73V107H75L76 106V112H74V113H71L73 110H74V108H73V110L72 111H70V113H68V114H66L67 115V117L69 118V120L68 121H72L73 123H74V125H75V131L79 134V136L81 137L82 135H83V138H81L82 140L84 139V135L88 132L86 129H88V126L90 125V120H88V110L89 109H91L90 107H92L93 105H94V103H93V97L91 96L92 94H94V93H92L91 94V90H89V88H86V89H84L81 93L79 92V93H76V91L75 90H77L76 89V82H77V80H78V77H79V75H77L78 74V72H77V69L79 68L78 66H77V64H76V66H77V68H73L72 66H70V65H72V63H70V62H68V57H67V55H69V54ZM89 53H91V52H89ZM119 53V52H118ZM121 53H122V51H121ZM150 53V52H149ZM172 53V52H171ZM178 53H179V51H178ZM178 53H177V55H178ZM14 54V53H13ZM46 54H47V52H46ZM57 54H58V52H57ZM71 54H73V53H71ZM78 54V53H77ZM84 54V53H83ZM82 54V55H83ZM154 54V53H153ZM167 54H168V52H167ZM173 54V53H172ZM247 54H249V53H247ZM28 55V54H27ZM56 55V54H55ZM75 55V54H74ZM73 55V56H74ZM81 55V56H82ZM84 55H86V56H88V53H86V54H84ZM116 55H118V54H116ZM123 55V54H122ZM125 55V54H124ZM146 55H148V54H146ZM170 55V54H169ZM179 55H180V53H179ZM250 55V54H249ZM42 56V55H41ZM73 56L71 55V57L73 58ZM104 56V55H103ZM153 56V55H152ZM156 55H154V57H155ZM158 56H159V54H158ZM174 56H176V54L175 55H173V58H174ZM251 56V55H250ZM252 56H254L255 57V55L254 54H252ZM251 56V57H252ZM7 57V56H6ZM61 57V56H60ZM148 57V56H147ZM177 57V56H176ZM198 57H199V54H198ZM202 57H201V59H202ZM207 57H205V58H207ZM48 58V57H47ZM58 60H57V59ZM75 58H78V57H75ZM75 58H74V60H75ZM83 58H85V57H83ZM91 58V57H90ZM107 58V57H106ZM112 58V57H111ZM164 58V57H163ZM172 58V59H173ZM210 58V59H209ZM61 59V58H60ZM89 59V58H88ZM87 59V60H88ZM92 59V58H91ZM108 59V58H107ZM115 59V58H114ZM122 59V58H121ZM134 59V58H133ZM142 59H144V57L142 58ZM148 59L149 58H147V61H148ZM154 59H156V58H154ZM165 59V58H164ZM167 59V58H166ZM174 59H178V58H174ZM200 59V58H199ZM219 59V58H218ZM217 59V60H218ZM249 59V58H248ZM251 59V58H250ZM254 59H256V57L254 58ZM16 60V59H15ZM35 60V59H34ZM39 60V59H38ZM57 60V61H56ZM70 60H71V62H72V59L70 58ZM104 60V59H103ZM182 60V59H181ZM204 60V58L202 59V61ZM241 60V59H240ZM252 60V59H251ZM251 60L249 61V62H251ZM257 60V59H256ZM260 60V59H259ZM77 61V60H76ZM80 61V60H79ZM134 61V60H133ZM137 61V60H136ZM147 61H146V63H147ZM176 61V60H175ZM185 61V60H184ZM195 61V60H194ZM207 61V60H206ZM258 61V60H257ZM30 62V61H29ZM87 62H90V61H87ZM157 62V61H156ZM183 62V61H182ZM191 62V61H190ZM198 62H199V60H198ZM220 62V61H219ZM222 62V61H221ZM70 63V64H69ZM77 63H79V62H77ZM83 63H86V62H84V59H83ZM82 63V64H83ZM104 63H105V61H104ZM179 63V62H178ZM181 63V62H180ZM179 63V64H180ZM204 63V62H203ZM207 63V62H206ZM210 63V62H209ZM209 63H208V66H209ZM225 63V62H224ZM255 63V62H254ZM263 63V62H262ZM21 64V63H20ZM82 64H80V65H82ZM136 64V63H135ZM182 64V63H181ZM202 63H200V65H201ZM205 64V63H204ZM211 64V63H210ZM43 65H45V63L43 64ZM74 65V64H73ZM85 64H83V66H84ZM106 65H108V64H106ZM110 65V64H109ZM144 65H146V64H144ZM164 65V64H163ZM165 65H166V63H165ZM189 65H190V63H189ZM239 65V64H238ZM264 65V64H263ZM262 65V67H264ZM46 66H47V64H46ZM103 66V65H102ZM105 66V65H104ZM113 66H115V65H113ZM148 66V65H147ZM150 66H152V65H149V67L147 68L146 67V69H148L147 70V72L146 71H144L145 73H146V79H144V80H147L148 82H149V84H150V86H151V84H152V86L154 85V86H156L158 89L157 90H159L160 91V93H162V97H163V99L164 98H166L167 100H169L168 98H176V95H174L175 94V92L173 93L171 90H164L163 91V89L165 88V87H163V83H165L164 82V80H163V77L162 78H160L161 76H160V73H161V71H163V69H166V67H161L160 66V68L159 67H156L155 65V67H150ZM170 66V65H169ZM179 66V65H178ZM182 66V67H181ZM180 67L183 69L184 67V65H181ZM207 66V67H208ZM222 66V65H221ZM241 66V65H240ZM255 66H257L256 64H255ZM43 67V66H42ZM82 67V66H81ZM80 67V68H81ZM118 67V66H117ZM122 67V66H121ZM121 67H119V68H121ZM124 67V66H123ZM196 67V66H195ZM243 67V66H242ZM248 67H249V65H248ZM84 68V67H83ZM118 68V69H119ZM133 68H134V66H133ZM140 68V67H139ZM197 68V67H196ZM195 68V69H196ZM205 67H204V65H202V66H199L198 67V69H196L195 71L196 72H192V77L194 76L195 77V79H196V77L197 76H199L200 74H202L203 72L202 71H204L203 69H204ZM215 68V67H214ZM244 68H247V65H246V67H245V65H244ZM244 68H241V69H244ZM258 68V67H257ZM109 69H111V68H109ZM122 69H124V68H122ZM126 69V68H125ZM135 69V68H134ZM209 69V68H208ZM217 69V68H216ZM240 69V70H241ZM251 69V68H250ZM253 69V68H252ZM6 70V69H5ZM15 70V69H14ZM35 70V69H34ZM62 71V74H63V77H65L64 79L66 80V79H70V81H71V79H74L75 77H77V79L75 78L74 80L76 81H74L75 83V85H74V87L73 86H71L70 87V90H68L69 92H68V94L66 93L65 94V91H67V87L66 88H64V93L63 94H59V92H58V90H59V87H61V89H62V86H64V85H62L61 83H60V81H59V77H60V74H61V71ZM79 70V69H78ZM81 70V69H80ZM108 70V69H107ZM111 70H114V69H111ZM110 70V71H111ZM145 70V69H144ZM183 70H185V69H183ZM206 70L207 69H205V72L204 73H206ZM261 70H263V69H261ZM95 71H96V69H95ZM102 71V70H101ZM109 71V70H108ZM108 71H107V73H108ZM117 71V70H116ZM124 71V70H123ZM122 71V72H123ZM137 71V70H136ZM245 71H246V69H245ZM244 71V72H245ZM252 71V70H251ZM255 71H256V69H255ZM40 72V71H39ZM85 72V71H84ZM103 72V71H102ZM111 72H113V71H111ZM121 72V73H122ZM125 72V71H124ZM225 72V71H224ZM241 72V71H240ZM248 72V71H247ZM246 72V73H247ZM29 73V72H28ZM96 73V72H95ZM99 73V72H98ZM104 74H105V72H103ZM102 73V74H103ZM114 73V72H113ZM129 73V72H128ZM135 73V72H134ZM163 73V72H162ZM203 73V74H204ZM242 73L243 72H241V76H238L237 78L238 79H241L242 78ZM251 73V72H250ZM46 74V75H47ZM85 74V73H84ZM110 74V73H109ZM116 73H114V75H115ZM118 74V73H117ZM131 74V73H130ZM137 74V73H136ZM191 74V73H190ZM189 74V75H190ZM236 74V73H235ZM95 75V74H94ZM98 75V74H97ZM101 75V74H100ZM99 75V76H100ZM107 75V74H106ZM132 75V74H131ZM130 75V76H131ZM208 75H210V74H208ZM238 75H239V73H238ZM247 75V74H246ZM245 75V76H246ZM254 75H256L257 76V74H254ZM30 76H31V74H30ZM89 76H90V74H89ZM98 76V77H99ZM119 76V75H118ZM143 76V75H142ZM202 76V75H201ZM235 76V75H234ZM249 74L247 75V80L249 79ZM250 76H252V74L250 75ZM259 76H261V82H262V85H263V87H262V85L260 86V87H262V90H264L263 88H264V74L263 73H261L260 72V69H259ZM16 77V76H15ZM103 77V76H102ZM101 77V79L103 80V78ZM113 77H115V76H113ZM123 77V76H122ZM121 77V78H122ZM134 76H132V78H133ZM192 77L190 78V80H189V78H188V80H189V86H191L194 82H193V80H194V78H193V80H192ZM209 77V76H208ZM207 77V80L208 79H210L211 78V76H210V78H208ZM220 77V76H219ZM241 77V78H240ZM21 78V77H20ZM91 78V77H90ZM97 78V77H96ZM100 78V77H99ZM105 78V80L108 78V77H104ZM117 79H118V77H116ZM138 78H139V76H138ZM202 78V77H201ZM200 78V79H201ZM204 78H206L205 76H204ZM22 79V78H21ZM24 79V78H23ZM33 79V78H32ZM80 79V78H79ZM114 79V78H113ZM129 79V78H128ZM133 79H135V78H133ZM238 79H237V81H238ZM256 78H255V76H254V80H255ZM5 80H6V78H5ZM38 80V81H39ZM81 80V79H80ZM88 80H90V79H88ZM88 80H87V82H88ZM109 80H110V77H109ZM111 80H112V76H111ZM119 80V79H118ZM130 80V79H129ZM204 80V79H203ZM247 80H245L244 79V81H245V83H246V81ZM251 80V79H250ZM250 80H248V81H250ZM260 80V79H259ZM22 81V80H21ZM37 81V82H38ZM67 81V80H66ZM66 81H64L65 83H66ZM95 81V80H94ZM101 81V80H100ZM123 81H125V80H123ZM136 81H137V79H136ZM135 81V82H136ZM210 81V80H209ZM243 81V80H242ZM242 81H241V83H242ZM243 81V82H244ZM256 81V80H255ZM36 82V83H37ZM67 82H69V81H67ZM78 82H79V80H78ZM90 82V81H89ZM96 82V81H95ZM102 82H104V80L102 81ZM108 82V81H107ZM112 81H110V83H111ZM115 82V81H114ZM132 83H133V81H131ZM138 82V81H137ZM163 82V83H162ZM205 82V81H204ZM251 82H253L252 80H251ZM24 83V82H23ZM71 83V82H70ZM70 83L68 84L69 86H70ZM97 84H98V81L96 82ZM101 83V82H100ZM140 83V82H139ZM196 83V82H195ZM203 83V82H202ZM244 83V84H245ZM259 83H260V81H259ZM67 84V83H66ZM79 84V83H78ZM102 84V83H101ZM116 84V83H115ZM145 84H146V82H145ZM204 84V83H203ZM203 84H201V85H203ZM213 84V83H212ZM211 84V85H212ZM249 84H251V83H249ZM7 85V84H6ZM60 85V86H59ZM62 85V86H61ZM71 85H73V82L71 83ZM99 85V84H98ZM136 85V84H135ZM144 85V84H143ZM168 85V84H167ZM236 86L237 85H239V83L237 82L236 84H235ZM243 85V84H242ZM247 85V84H246ZM257 85V84H256ZM14 86V85H13ZM24 86V85H23ZM67 86V85H66ZM69 86H68V88H69ZM79 86V85H78ZM86 86H88V85H85V87ZM122 86V85H121ZM120 86V87H121ZM125 86V85H124ZM151 86V87H152ZM194 86V85H193ZM245 86V85H244ZM249 85H247V87H248ZM253 86V85H252ZM259 86V85H258ZM258 86L256 87V88H258ZM99 87V86H98ZM101 87H102V85H101ZM136 87H138V89H140L141 90V88H142V90L144 89V90H146L143 86L142 87H139V86H137L136 85ZM179 87V86H178ZM185 87V86H184ZM206 87H207V81H206ZM239 86H237L236 87V89L238 88ZM42 88V87H41ZM75 88V89H74ZM91 88V87H90ZM93 88V87H92ZM95 88V87H94ZM102 88H104V87H102ZM192 88V87H191ZM249 88V87H248ZM38 89H40V88H38ZM105 89V88H104ZM115 89V88H114ZM122 89H124L125 90V92L127 91V90H130V88L129 89H127V88H121V90ZM167 89V88H166ZM184 89V88H183ZM186 89V88H185ZM184 89V90H185ZM193 89V88H192ZM192 89H190L189 90V92H191L192 91ZM199 89H201L200 87H199ZM240 89H241V87H240ZM242 89H243V87H242ZM4 90V89H3ZM6 90V89H5ZM17 90V89H16ZM25 90V89H24ZM43 89H41V91H42ZM92 90H96V89H92ZM120 90V91H121ZM141 90V91H142ZM196 90V89H195ZM238 90H239V88H238ZM237 90V91H238ZM244 90V89H243ZM260 90V89H259ZM45 91V90H44ZM43 91V92H44ZM61 91H63V90H61ZM99 91V90H98ZM98 91H97V93H98ZM194 91V90H193ZM203 91V90H202ZM209 91V90H208ZM233 91V90H232ZM242 91V90H241ZM245 91V93L248 91H246V90H244ZM255 91H258V89L257 90H255ZM21 92V91H20ZM100 92H102V91H100ZM100 92L98 93L99 94V96L101 95L100 94ZM117 92V91H116ZM129 92V91H128ZM156 92H158V91H156ZM182 92H184V91H182ZM199 92V91H198ZM205 92V91H204ZM262 92V91H261ZM7 93V92H6ZM60 93H62V92H60ZM112 93V92H111ZM127 93V92H126ZM138 93V92H137ZM137 93H136V95H137ZM159 93V92H158ZM159 93V94H160ZM191 93H193V92H191ZM260 93V92H259ZM259 93H257V95L259 94ZM1 94V93H0ZM44 94V93H43ZM77 94H79L78 96H77ZM148 94V93H147ZM158 94V95H159ZM237 94V93H236ZM262 94V93H261ZM12 95V94H11ZM45 95H47L46 93H45ZM112 95V94H111ZM129 95V94H128ZM130 95H131V92H130ZM146 95V94H145ZM149 95V94H148ZM189 95V94H188ZM194 95V94H193ZM233 95H235V93L233 94ZM246 95V94H245ZM244 94H243V97L245 96ZM2 96V95H1ZM48 96V97H49ZM94 96V95H93ZM116 96V95H115ZM119 96V95H118ZM200 96V95H199ZM239 95H237L236 96V98L238 97ZM261 96V95H260ZM4 97H5V95H4ZM13 97H14V95H13ZM159 97V96H158ZM160 97H161V95H160ZM190 97V95L189 96H187L186 98H189ZM8 98V97H7ZM9 98H10V96H9ZM8 98V100H10ZM47 98V97H46ZM97 98V97H96ZM95 98V99H96ZM98 98H100V97H98ZM145 98V97H144ZM194 98H196V97H194ZM194 98H192V99H194ZM227 98V97H226ZM241 98V97H240ZM50 99H48V101H50ZM127 99V98H126ZM132 99H133V97H132ZM139 99H141L140 97H139ZM154 99L156 100V101H158V102H160L159 101V99L158 98H156V97H154ZM190 99V98H189ZM238 99V98H237ZM7 100V101H8ZM43 100V99H42ZM114 100H115V98H114ZM113 100V101H114ZM122 100V99H121ZM129 100V99H128ZM165 100V99H164ZM174 100V99H173ZM173 100H171V101H173ZM28 101V100H27ZM41 101V100H40ZM101 100H99L98 102H100ZM107 101V100H106ZM131 101V100H130ZM140 101V100H139ZM155 101V102H156ZM170 101V100H169ZM257 101V100H256ZM5 102V101H4ZM128 102V101H127ZM131 102H133V101H131ZM136 102H138V100H136ZM162 102V101H161ZM160 102V103H161ZM187 102V101H186ZM3 103V102H2ZM91 103H93V105L92 106H90L91 105ZM101 103H102V101H101ZM130 103V102H129ZM141 103H142V101H141ZM144 103V102H143ZM185 103V102H184ZM192 103V102H191ZM256 103H258V101L256 102ZM26 104V103H25ZM50 104V103H49ZM98 104H100V103H98ZM107 104V103H106ZM117 104V103H116ZM131 104V103H130ZM140 104V102L138 103V105ZM161 104H163V103H161ZM0 105H2V104H0ZM4 105V104H3ZM112 105V104H111ZM118 105H119V103H118ZM136 105H137V103H136ZM138 105H137V107H138ZM154 105V104H153ZM169 105V104H168ZM185 105H186V103H185ZM192 105H194V104H192ZM200 105V104H199ZM20 106V105H19ZM42 106V105H41ZM50 107H51V105H49ZM53 106V105H52ZM97 106V105H96ZM102 107H103V104L101 105ZM107 106V105H106ZM127 106V105H126ZM140 106V105H139ZM145 106H147V105H145ZM188 106H190L189 104H188ZM196 106H197V104H196ZM232 106H234V105H232ZM236 106V105H235ZM253 106H255V105H253ZM259 106V105H258ZM43 107H45L44 105H43ZM99 107V106H98ZM104 107H105V105H104ZM103 107V110L105 109ZM110 106L108 105V107H107V109H105L106 110V112H108L109 111V108ZM136 107V108H137ZM191 107H193V106H191ZM237 107V106H236ZM257 107V105L255 106V108ZM39 108V107H38ZM135 108V107H134ZM152 108V107H151ZM156 108V107H155ZM165 108V107H164ZM185 108V107H184ZM188 108V107H187ZM233 108V107H232ZM238 108V107H237ZM3 109V108H2ZM6 108H4V110H5ZM10 109H12V108H10ZM18 109V108H17ZM40 109V108H39ZM50 109V108H49ZM55 109V108H54ZM95 109V108H94ZM116 109V108H115ZM114 109V110H115ZM138 109V108H137ZM144 107H143V110H142V113H144L145 111H144ZM157 109V108H156ZM188 109H190V110H192L193 108H188ZM188 109H186L185 108V110L187 111ZM234 109V108H233ZM253 109V108H252ZM1 110V109H0ZM4 110H2V111H4ZM37 110V109H36ZM43 110V109H42ZM44 110H46V108L44 109ZM52 110H53V108H52ZM108 110V111H107ZM114 110H112V111H114ZM152 110H154V108L152 109ZM199 110H201V107L199 108ZM39 111V110H38ZM54 111V110H53ZM96 111H97V109H96ZM101 112V109L99 110L98 109V112ZM111 111V108H110V111L108 112V114L110 113V114H112V116H114V112H112ZM137 111V110H136ZM139 111H141V110H139ZM144 111V112H143ZM148 111H149V109H148ZM189 111V110H188ZM188 111L186 112V113H188ZM198 111V110H197ZM238 111V110H237ZM69 112V111H68ZM90 113H91V111H89ZM105 111L103 112L102 111V116H103V113H106ZM190 112V111H189ZM0 113H1V111H0ZM5 113H6V111H5ZM9 113H10V115H11V111L9 110ZM14 113V112H13ZM16 113V112H15ZM116 113V112H115ZM127 113V112H126ZM159 113V112H158ZM162 113V112H161ZM191 113V112H190ZM26 114H28V112L26 113ZM40 114V113H39ZM92 114V113H91ZM99 114V113H98ZM96 115V117H97V119L99 118L98 116L99 115ZM132 114H134V113H132ZM136 114V113H135ZM1 115V114H0ZM16 115V114H15ZM43 115V114H42ZM46 115H48L47 113H46ZM54 115V114H53ZM60 115V116H61ZM106 115V114H105ZM141 115V114H140ZM3 116V115H2ZM6 116V115H5ZM12 116H13V114H12ZM25 116V115H24ZM30 116V115H29ZM28 115H27V117H29ZM65 116V115H64ZM63 116V117H64ZM91 116H94V114L93 115H91ZM101 116V115H100ZM101 116V117H102ZM128 116V115H127ZM154 116H155V113H154ZM8 117V116H7ZM6 117V118H7ZM42 117V116H41ZM46 117V116H45ZM52 117V116H51ZM50 117V118H51ZM62 117V116H61ZM110 117H111V115H110ZM120 117V116H119ZM132 117V116H131ZM142 117V116H141ZM144 117V116H143ZM153 117V116H152ZM1 119L3 118V117H0ZM53 118H55V117H53ZM66 118V117H65ZM67 118V119H68ZM89 118H91V117H89ZM94 118H95V116H94ZM105 118V117H104ZM103 118V119H104ZM107 118H108V116H107ZM72 119V120H71ZM110 119V118H109ZM109 119H106L107 120V122L109 121ZM131 119V118H130ZM140 119V118H139ZM142 119V118H141ZM10 120V119H9ZM41 120V119H40ZM51 120V119H50ZM54 120V119H53ZM66 120V119H65ZM94 120V119H93ZM95 120H96V118H95ZM111 120H112V118H111ZM110 120V121H111ZM113 120H114V118H113ZM117 120H119V119H117ZM134 120V119H133ZM188 120V119H187ZM203 120H205V119H203ZM92 121V120H91ZM97 121V120H96ZM105 121V120H104ZM109 121V122H110ZM151 121V120H150ZM155 121V120H154ZM157 121H158V119H157ZM15 122H17L18 124L20 123H22V115H21V113H18L17 114V116H15V118H13V120H10V121H4L3 122V125H1L0 126V138H2V137H7V140L8 141H10V143H12V148L6 153V155H7V157H3L2 158V156L0 155V205H2V206H0V207H2V209H5V207H7L8 209V211L5 213V214H7V218H5V216L3 215V217H2V213L0 212V223L1 222H7V221H10V223L11 222H17V221H20V219H19V217H20V214H18V216H17V203H18V201H17V199H18V196H20V194L18 193L19 192V190H20V188L18 189V183H19V186H20V183L22 182V177L19 175H17L16 173H13L12 171L10 172V170L7 172L6 170H5V159H7V162H8V160H10L9 161V163L10 162H12V161H14L13 162V164L15 163V162H17L18 164H19V167H21V171H23V170H28L29 171V169H34L35 170V175L34 176H36V179L38 178V176H41V177H39V178H42L41 180H42V183L44 184V189H43V187H42V190H45V192L47 191V193H45V196H47L46 197V199H48L47 200V204H48V206H50L51 208H52V216H51V214L50 215H45V214H43V215H45L46 216V219H47V216L50 218L51 217V222L52 221H54L55 220V218L57 217V215H59L60 216V214H58V212H60V202L59 201H62L63 202V200H60L59 199V195L62 193V191L63 190H61V193L58 195V193H57V191H58V187L59 186H57L56 184H55V180H54V178H53V172L52 173H47V172H45V171H47L46 170V168L45 169H43V167H41V162L44 160V158L42 159V161H41V157H39L40 155H41V152H40V150H39V155L37 154V151L36 152H34V153H32V151L31 152H27V150H26V146L25 145H23L22 143H21V141H19V139H18V134H19V128L18 129H14V126H15ZM54 122V121H53ZM57 122V121H56ZM55 122V123H56ZM114 122V121H113ZM112 122V123H113ZM128 122V121H127ZM141 122V121H140ZM152 122V121H151ZM188 122V121H187ZM41 123V122H40ZM72 123V124H73ZM97 123H98V125L99 126H101V125H103V123H102V119H99V122L97 121ZM97 123H95V124H97ZM133 123H134V121H133ZM42 124V123H41ZM40 124V125H41ZM57 124V123H56ZM69 124V123H68ZM71 124V125H72ZM93 124V123H92ZM122 124V123H121ZM131 124V123H130ZM137 124V123H136ZM149 124V123H148ZM156 124V123H155ZM49 125V124H48ZM97 125V126H98ZM106 125V124H105ZM110 125V124H109ZM113 125V124H112ZM114 125H116V124H114ZM118 125V124H117ZM117 125H116V127H117ZM62 126V125H61ZM96 126V125H95ZM127 126V125H126ZM138 126H139V124H138ZM149 126V125H148ZM185 126V128H186V130L188 131V133H190L189 135H191L192 136V134H194V137H195V139H200L199 138V136H197V135H195V133L193 132V130L192 129H190V127H188V126H186V125H184ZM183 126V127H184ZM202 126V125H201ZM28 127V126H27ZM38 127V126H37ZM92 127H94V126H92L91 125V128ZM105 128L104 126H101V128ZM112 127H114V126H112ZM115 127V128H116ZM157 127V126H156ZM42 127H40V129H41ZM59 128V127H58ZM63 128V127H62ZM70 128V127H69ZM72 128V127H71ZM90 127H89V129H91ZM100 128V127H99ZM99 128H98V132H97V135H98V133H99ZM109 128V127H108ZM138 128V127H137ZM153 127H151V129H152ZM74 129V128H73ZM93 129V128H92ZM95 130L97 129V128H94ZM112 129H114V128H111V130ZM117 129V128H116ZM119 129H120V127H119ZM124 129V128H123ZM132 129V128H131ZM144 129V128H143ZM149 129V128H148ZM30 130V129H29ZM31 130H32V128H31ZM106 130V129H105ZM104 130V131H105ZM108 130V129H107ZM111 130L109 131V132H111ZM115 130V129H114ZM121 130V129H120ZM45 131H46V129H45ZM68 131V130H67ZM80 131H81V133H80ZM103 131V132H104ZM119 131V130H118ZM157 131V130H156ZM35 132H36V130H35ZM39 132L40 133H42V131H40L39 130ZM90 132V131H89ZM88 132V133H89ZM102 132V133H103ZM113 132V131H112ZM111 132V133H112ZM115 132V131H114ZM138 132V131H137ZM26 133H28V132H26ZM50 133V132H49ZM70 133V132H69ZM93 133V130H91V133H89V134H92ZM117 133V132H116ZM120 133H122V131L121 132H119L118 133V135L120 134ZM131 133V132H130ZM60 134V133H59ZM101 134V133H100ZM110 134V133H109ZM113 134V133H112ZM111 134V135H112ZM123 134V133H122ZM128 134V133H127ZM147 134V133H146ZM26 135V134H25ZM35 135H36V133H35ZM75 135H76V133H75ZM93 135V134H92ZM104 135V134H103ZM129 135V134H128ZM27 136H28V134H27ZM38 136V135H37ZM40 136V135H39ZM49 136V135H48ZM68 136H69V134H68ZM70 136H71V134H70ZM100 136H102V134L100 135ZM99 136V137H100ZM106 136V135H105ZM121 137H123V139L125 138L126 139V137H125V135H120ZM131 136V135H130ZM43 137V136H42ZM47 137V136H46ZM76 137H78V136H76ZM91 137V136H90ZM96 137V136H95ZM108 137V136H107ZM120 137V139H122ZM144 137H146V136H144ZM151 137V136H150ZM182 137V136H181ZM190 137V136H189ZM29 138V137H28ZM27 138V139H28ZM101 138H103V137H101ZM111 138H113V137H111ZM116 138V137H115ZM118 138V137H117ZM116 138V139H117ZM139 138V137H138ZM25 139V138H24ZM33 139V138H32ZM39 139V138H38ZM65 139V138H64ZM80 139V138H79ZM80 139V140H81ZM89 139H91V140H93L92 139V137L91 138H87V140H89ZM100 138H98L97 140H99ZM116 139H114V140H116ZM120 139H118L120 142L122 141V142H124L123 141V139L122 140H120ZM185 139H187V138H185ZM194 139V138H193ZM26 140V139H25ZM34 140H35V138H34ZM41 140H42V138H41ZM66 140V139H65ZM72 140V139H71ZM90 140V141H91ZM96 140V139H95ZM96 140V141H97ZM132 140V139H131ZM142 140V139H141ZM184 140V139H183ZM189 140H190V138H189ZM192 140V139H191ZM188 141V144H187V146L186 147H189L188 149H190V148H192V150L193 151H191V154L193 153V155L192 156H194V162L196 161V163L197 162H199L200 163V159H201V157H202V155H201V151H205V153L206 152H208V154H210V156L212 157V154L211 153H214V154H216V156H218V157H223L220 153H217V151L216 150H214V146L213 145H208V144H206L205 143V141H202V143H201V145H199V144H197V145H195L194 144V146H192L193 145V140L192 141ZM33 141V140H32ZM36 141V140H35ZM34 141V142H35ZM67 142H66V146L64 145V149H63V154H65V157H66V155H69V154H78V155H81V154H83V153H81L80 152V145L76 142V144L74 143H71V142H69V139L68 140H66ZM101 141V140H100ZM100 141H99V143H100ZM117 141V140H116ZM126 141V140H125ZM135 141V140H134ZM137 141V140H136ZM148 141V140H147ZM200 141V140H199ZM24 142V141H23ZM41 142V141H40ZM40 142H39V144H40ZM85 142V141H84ZM104 142V141H103ZM121 142V143H122ZM128 142V141H127ZM126 142V143H127ZM132 142H133V140H132ZM132 142H129V143H131L130 145H132V149H133V144H132ZM151 142V141H150ZM191 142V143H190ZM4 143V142H3ZM28 143V142H27ZM36 143V142H35ZM34 143V144H35ZM63 143V142H62ZM83 143V142H82ZM94 143H95V141H94ZM111 143H112V141H111ZM121 143H119L120 145H121ZM128 143V144H129ZM135 143V142H134ZM141 143V142H140ZM31 144H32V142H31ZM44 144V143H43ZM47 144V143H46ZM50 144H52V143H50ZM93 144V142L92 143H90V145H92ZM98 144V143H97ZM123 144V143H122ZM139 144V143H138ZM145 144V143H144ZM144 144H143V146H144ZM192 144V145H191ZM206 144V145H205ZM33 145V144H32ZM36 145V144H35ZM34 145V146H35ZM52 145H54V144H52ZM99 145V144H98ZM111 145H113V143L111 144ZM150 145V144H149ZM1 146H2V144H1ZM4 146V145H3ZM28 146H29V144H28ZM89 146V145H88ZM94 146V145H93ZM95 146H97V145H95ZM140 146V145H139ZM147 146V145H146ZM31 147V146H30ZM42 147V146H41ZM47 147V146H46ZM54 147H56V146H54ZM91 147L92 146H90V147H87L88 148V150H89V148H90V151H91ZM100 146H98V148H99ZM125 147V146H124ZM127 147V146H126ZM125 147V148H126ZM165 147V146H164ZM221 147V146H220ZM97 148V147H96ZM119 148V147H118ZM127 148H129V146L127 147ZM151 148V147H150ZM153 148V147H152ZM181 148V147H180ZM183 148V147H182ZM223 148V147H222ZM256 148V147H255ZM32 149H33V146H32ZM36 149V148H35ZM40 149V148H39ZM43 149H44V157H45V161H50V157H51V154H49V152L47 151V148H45V146L43 147ZM43 149H42V151H43ZM62 149V148H61ZM144 149V148H143ZM163 149V148H162ZM187 149V150H188ZM2 150H4V149H2ZM55 150V149H54ZM94 150H96L97 151V149H94ZM101 150V149H100ZM149 150V149H148ZM152 150V149H151ZM150 150V151H151ZM158 150V149H157ZM161 150V149H160ZM179 150H181V149H179ZM184 150V149H183ZM186 150V149H185ZM252 150H253V148H252ZM35 151V150H34ZM57 151V150H56ZM102 151V150H101ZM100 151V152H101ZM131 151V150H130ZM166 151H168V153H170L171 151H169V148H168V150L166 149ZM165 151V152H166ZM99 152V151H98ZM99 152V153H100ZM133 152V151H132ZM142 152V151H141ZM160 152V151H159ZM162 152H164V151H162ZM181 152H182V150H181ZM2 153H3V151H2ZM51 153H52V151H51ZM54 153V152H53ZM96 153V152H95ZM167 153V152H166ZM70 155V156H74V155ZM134 154V153H133ZM157 154V155H156ZM155 154V157H156V159H155V161L153 160V164H154V166L155 167H153V165L152 164H149L150 166L152 165V167H150V168H154V169H150L147 173H146V169L148 168H146L145 169V167L146 166H144V167H142V168H144L145 170L143 171L144 172V175L146 174V178H147V180H146V178H145V181L144 182H149L150 181V183L148 184V186L146 187L147 189V193H148V195H149V202H151L150 204H152V201H153V203L154 202H156V199H159V197H161V196H159V195H162L161 193V191H160V189L162 190V188H163V186L162 187H160V185L158 184V182L157 181H160L159 179H160V177L161 176H164V180L166 179V177H165V175H166V173H164L163 172V170L162 171H159L158 169V166H162L163 164V166H165V165H167V164H169L170 162H167V163H164V162H166V159H165V157L163 156V155H161L160 153H156ZM159 154V155H158ZM185 154L187 155V151L185 152ZM185 154H182V156L183 155H185ZM189 154V153H188ZM4 155V154H3ZM53 155V154H52ZM61 155V154H60ZM102 155V154H101ZM151 155V154H150ZM171 155V154H170ZM54 156V155H53ZM77 156V155H76ZM86 156V155H85ZM122 156V155H121ZM135 157H136V155H134ZM138 156H139V153H138ZM167 156V155H166ZM189 156H191L190 154H189ZM192 156H191V158H192ZM59 157V156H58ZM140 157H142L141 156V154H140ZM139 157V158H140ZM170 157V156H169ZM60 158H61V156H60ZM59 158V159H60ZM67 158V157H66ZM74 158V157H73ZM76 158V157H75ZM81 158V157H80ZM104 158V157H103ZM118 158V157H117ZM144 158V157H143ZM154 158V157H153ZM185 158V157H184ZM190 158V159H191ZM213 158V157H212ZM49 159V160H48ZM52 159V158H51ZM56 159V158H55ZM63 159V158H62ZM67 159H70L69 157L67 158ZM77 159H79V158H77ZM87 159V158H86ZM135 159V158H134ZM187 159V158H186ZM193 159H191V160H193ZM64 160H66V159H64ZM88 160V159H87ZM143 160V159H142ZM145 160V159H144ZM188 160V159H187ZM41 161V162H40ZM76 161V160H75ZM122 161V160H121ZM124 161V160H123ZM164 161V162H163ZM168 161H170V160H168ZM184 161H185V159L184 160H182V162L184 163ZM211 161V160H210ZM64 162V161H63ZM67 162V161H66ZM70 162V161H69ZM77 162V161H76ZM152 162V161H151ZM150 162V163H151ZM180 162V161H179ZM9 163H7V167L9 166L8 164ZM44 163V162H43ZM50 163V162H49ZM52 163H53V161H52ZM51 163V164H52ZM57 163V162H56ZM59 163H61L60 161H59ZM82 163V162H81ZM87 163V162H86ZM120 163V162H119ZM128 163V162H127ZM131 163H132V161H131ZM160 163V164H159ZM182 163V165H184ZM48 164V163H47ZM74 164V163H73ZM134 164V163H133ZM145 164V163H144ZM174 164V163H173ZM172 164V165H173ZM188 164H190V162L188 163ZM187 164V165H188ZM205 164V163H204ZM62 165V164H61ZM66 165H67V163H66ZM65 165V167H67ZM99 165V164H98ZM112 165V164H111ZM127 165V164H126ZM130 165V164H129ZM137 165V164H136ZM143 165V164H142ZM146 165H147V163H146ZM170 165V164H169ZM169 165H168V167H169ZM176 165H178V166H180L179 164H176ZM186 165V164H185ZM184 165V166H185ZM195 165V164H194ZM15 166V165H14ZM64 166V165H63ZM63 166H61V167H63ZM70 166V165H69ZM89 166V165H88ZM114 166V165H113ZM121 166H122V164H121ZM189 166V165H188ZM196 166V165H195ZM5 167V168H4ZM11 167V166H10ZM32 167V168H31ZM49 167V166H48ZM52 167V166H51ZM53 167H54V163H53ZM58 167H59V165H58ZM57 167V168H58ZM64 167V168H65ZM118 167V166H117ZM120 167V166H119ZM171 167V166H170ZM177 167V166H176ZM187 166H185L184 168H186ZM12 168V167H11ZM18 168V167H17ZM56 168V167H55ZM75 168H77V167H75ZM81 168V167H80ZM116 168V167H115ZM132 168V167H131ZM162 168V167H161ZM178 168V167H177ZM176 168V169H177ZM182 168V167H181ZM194 168V167H193ZM211 168V167H210ZM6 169H8V168H6ZM32 169V171L34 172V170ZM60 169V168H59ZM117 169V168H116ZM196 169V168H195ZM198 169V168H197ZM208 169L209 168H207V165H203V168H202V170H201V174L200 175H198V174H195V177H196V179H194L193 180V178H189V179H185L184 180V186H185V192H184V195L182 196L181 194H180V196H182V201L183 202H180V206H179V209L177 210V211H180L179 212V214H178V212H177V214H178V216L177 215H175L177 218V220H175V219H172V218H169L168 217V215L167 214H170V212L169 213H165V212H163L164 210V207H162V209H160V211L161 212H159L158 213V211L157 210H155V214L154 213H152L151 215L149 214V213H143V214H141V217H142V222L141 223H144L145 221L148 223V226L149 227H147V229H148V231L147 230H144V228L145 227H142V226H138L139 228H140V232H138L139 230H135V231H137V234H139V239L140 240H143V241H145L146 242V247H149V253H147V251H145L146 253H147V257L148 256H150V257H152V258H150V260H152V261H154L155 263H158V264H163L162 263V259L164 260H166V258L168 257V255L167 254H165V249H167V248H169L170 246V243H171V240H173V241H175L176 240V238L178 237L177 236V234L179 235V236H183V237H180L181 239H184V242H183V245H182V249L180 248V254L181 253H183V255L182 256H184V257H180L181 259H183V261L185 262V264H202V261L200 260V257H201V245H202V241H203V239H202V235H203V225H204V218H205V214H206V210H207V206L208 205H205V203H206V196H205V194L206 193H208L207 191H206V189L210 186V178L209 177H206V174H207V172H208ZM45 170V171H44ZM58 170V169H57ZM91 170V169H90ZM95 170V169H94ZM140 170V169H139ZM142 170V169H141ZM185 170V169H184ZM188 170V169H187ZM19 171V170H18ZM52 171V170H51ZM54 171V170H53ZM61 170H59V172H60ZM88 170H86V172H87ZM96 171H99V170H97L96 169ZM165 171V170H164ZM168 171H169V169H168ZM194 170H192V172H193ZM16 172V171H15ZM31 172V171H30ZM33 172H32V175H33ZM42 172H44L45 174H46V177L44 176L43 177V175H44V173H43V175H42ZM62 172V171H61ZM85 172V173H86ZM118 172V171H117ZM128 172H129V170H128ZM163 172V173H162ZM166 172V171H165ZM170 172V171H169ZM169 172H167V174L169 173ZM180 172V168H179V171H178V173ZM183 172V171H182ZM24 173V172H23ZM22 173V174H23ZM27 173V172H26ZM25 173V174H26ZM100 174H101V172H99ZM139 173V172H138ZM185 173H187V171H185ZM190 173H191V171H190ZM60 174H62L63 175V173H59V175ZM66 174V173H65ZM91 174V173H90ZM94 174V173H93ZM97 174V173H96ZM27 175V174H26ZM29 175V174H28ZM27 175V176H28ZM55 175H56V173H55ZM83 175H84V173H83ZM92 175V174H91ZM95 175V174H94ZM141 175H143V173H141ZM177 175H179V174H177ZM184 175V174H183ZM194 175V174H193ZM23 176V175H22ZM61 176V175H60ZM60 176H58L59 178H60ZM63 176H65V175H63ZM87 176V175H86ZM186 176H188V175H186ZM210 176V175H209ZM29 177H30V175H29ZM81 177V176H80ZM189 177V176H188ZM25 178H27L26 176H25ZM74 178V177H73ZM234 178V177H233ZM30 179H31V177H30ZM34 179V178H33ZM35 179V180H36ZM57 179V178H56ZM75 179V178H74ZM178 179V178H177ZM212 179V178H211ZM27 180V179H26ZM63 180H65V179H63ZM79 180V184H80V179H78ZM143 180H144V178H143ZM163 180V181H164ZM234 180H235V182L238 184V185H240V186H242V187H245V188H248V189H250L252 192H257V191H263L264 192V188H262L261 189V186H259V185H257V184H255V183H251V182H248V180H246V179H244V178H242V177H239V178H234ZM27 182V181H26ZM32 182H34V181H32ZM31 182V183H32ZM36 182H37V180H36ZM40 184H41V182H40V179H39V181H38ZM37 182V183H38ZM61 182H62V179H61ZM67 182V181H66ZM77 182V181H76ZM24 184H25V182H23ZM58 183V182H57ZM65 183V182H64ZM64 183H63V185H64ZM68 183H70V182H68ZM75 183V182H74ZM83 183V182H82ZM161 183H164V182H160V184ZM178 183V182H177ZM28 184H29V182H28ZM28 184L26 185V186H28ZM34 184V183H33ZM61 185H62V183H60ZM71 184H72V182H71ZM70 184V185H71ZM77 184V183H76ZM145 185V183H142V185ZM179 184V183H178ZM177 184V185H178ZM182 184V183H181ZM143 185V186H144ZM146 185H147V183H146ZM163 185V184H162ZM30 186H32L31 184H30ZM37 186H39V185H37ZM263 186V185H262ZM29 187V186H28ZM39 187H41V186H39ZM62 187V186H61ZM60 187V188H61ZM73 187L75 188V185L73 184ZM77 187V186H76ZM179 187V186H178ZM178 187H174V189H175V191H176V188L178 189ZM182 187H183V185H182ZM24 188V187H23ZM26 188V187H25ZM31 188V187H30ZM79 188V187H78ZM83 188V187H82ZM81 187H80V189H82ZM190 188H192V198H191V200H190V203H189V190H190ZM36 189H37V187H36ZM35 189V190H36ZM76 189V188H75ZM40 190V189H39ZM76 190H78V189H76ZM75 190V191H76ZM22 191V190H21ZM23 191H24V189H23ZM29 191H30V189H29ZM41 191V190H40ZM161 193H160V192ZM163 191V190H162ZM173 191V190H172ZM178 191V190H177ZM210 191V190H209ZM42 192V191H41ZM70 192H72V191H70ZM77 192V191H76ZM158 192L160 193L159 195H158ZM165 192V191H164ZM180 192V191H179ZM27 193H29L30 194V192H27ZM39 193V192H38ZM68 192H66V194H67ZM74 193V192H73ZM166 193V192H165ZM172 193V192H171ZM170 193V194H171ZM173 193H175V192H173ZM258 193V192H257ZM261 193V192H260ZM21 194H22V192H21ZM24 194H26L25 193V191H24ZM23 194V195H24ZM34 194V193H33ZM40 194V193H39ZM47 194V195H46ZM65 194V193H64ZM63 194V195H64ZM99 194V193H98ZM23 195H22V197H23ZM35 195H37V193H35L34 194V196ZM68 195L69 196H71L69 193H68ZM147 195V194H146ZM164 195H168V194H164ZM177 195V194H176ZM27 196V195H26ZM73 196V195H72ZM144 196H145V194H144ZM157 196H159V197H157ZM172 196H174V194L172 195ZM39 196H37V198H38ZM43 197V196H42ZM64 197V196H63ZM66 197V196H65ZM100 197H102V196H100ZM176 197V196H175ZM20 198V197H19ZM24 198H25V196H24ZM23 198V199H24ZM40 198V197H39ZM70 198V197H69ZM73 198V197H72ZM71 198V199H72ZM105 198V197H104ZM164 198H165V196H164ZM164 198H162V199H164ZM22 199V198H21ZM30 199V198H29ZM42 199V198H41ZM45 199V200H46ZM68 199V198H67ZM70 199V200H71ZM146 199V198H145ZM167 198H165V200H166ZM173 199V198H172ZM176 199V198H175ZM175 199H173V201H175ZM180 199V198H179ZM20 200V199H19ZM69 200V199H68ZM171 200V199H170ZM22 201V200H21ZM32 201V200H31ZM39 201H40V199H39ZM65 201H67L66 200V198H65ZM64 201V202H65ZM105 201V200H104ZM148 201V200H147ZM146 201V202H147ZM168 201V200H167ZM178 201V200H177ZM25 202V201H24ZM41 202H42V200H41ZM43 202H45L46 203V201H44L43 200ZM69 202V201H68ZM73 202V201H72ZM103 202V201H102ZM143 202H144V200H143ZM146 202L144 203L145 204V206H146ZM149 202H148V204H149ZM158 202H160V200L158 201ZM158 202H156V204L158 203ZM27 203V202H26ZM37 204H39L40 205V203H38V200H37V202H36ZM66 203V202H65ZM164 203V202H163ZM168 203H170V202H168ZM21 204V203H20ZM22 204H24L23 202H22ZM29 204H31V203H29ZM66 204H68V203H66ZM143 204V205H144ZM148 204H147V206H148ZM166 203H164L162 206H164ZM171 204V203H170ZM176 204V203H175ZM207 204V203H206ZM26 205V204H25ZM42 205V204H41ZM46 205V204H45ZM70 205L72 206L73 204H71L70 203ZM105 205V204H104ZM62 206H63V204H62ZM103 206V205H102ZM152 206V205H151ZM171 206V205H170ZM173 206V205H172ZM40 207V206H39ZM42 207V206H41ZM76 207V206H75ZM22 208V207H21ZM20 208V209H21ZM25 207H23V209H24ZM43 208H45L46 209V207H43ZM148 208V207H147ZM150 208V207H149ZM159 208H160V206H159ZM166 208V207H165ZM1 209V210H2ZM19 209V210H20ZM23 209H21V210H23ZM38 209V208H37ZM42 209V208H41ZM65 209V208H64ZM67 209L68 208H66L65 210L67 211ZM69 209H71V208H69ZM68 209V210H69ZM168 209V208H167ZM169 209H174V207L172 208H169ZM26 210V209H25ZM44 210V209H43ZM47 210V209H46ZM163 210V211H162ZM175 210V209H174ZM175 210V211H176ZM189 210L192 212L191 213V215L190 216H192V218H191V221H189V219L187 218L188 216H189ZM24 211V210H23ZM41 211V210H40ZM61 211H62V209H61ZM65 211V212H66ZM71 211V214H72V210H70ZM76 211V210H75ZM169 211V210H168ZM167 211V212H168ZM27 212H28V210H27ZM64 212V213H65ZM24 212H21V216H22V214H23ZM44 213H46V212H44ZM50 213H51V211H50ZM61 213H63V212H61ZM157 213V214H156ZM176 212H174V214H175ZM49 214V213H48ZM67 215H69L68 213H66ZM66 214H63L64 216H66ZM76 214V213H75ZM159 214V218H160V216H163V217H165L166 215V217H168L169 219H172L170 222H168V224H169V227H170V230L169 231H167L168 232V236L170 237V239L169 238H167V236H166V233H165V231H164V228H163V225L165 226V224H158L157 222L155 223L154 222V220H153V217L156 215V220L158 221V217H157V215ZM166 214V215H165ZM42 215V214H41ZM62 215V214H61ZM74 215V214H73ZM78 215V214H77ZM76 215V216H77ZM171 215H172V213H171ZM64 216H61L62 218L64 217ZM75 216V215H74ZM29 217H31V216H29ZM32 217H33V215H32ZM39 217V216H38ZM44 217V216H43ZM60 217V218H61ZM73 217V216H72ZM72 217L70 218V220L72 219ZM165 217V218H166ZM172 217L174 218V215H172ZM27 218V217H26ZM26 218H25V220H26ZM57 218H59V217H57ZM77 218V217H76ZM155 218V217H154ZM167 218V219H168ZM180 218V223H179V221H178V219ZM44 219V222H45V217L43 218ZM67 219H68V217H67ZM162 218H160V220H161ZM167 219H164V220H167ZM168 219V220H169ZM22 220H23V218H22ZM60 220V219H59ZM159 220V221H160ZM164 220H162L161 222H163ZM173 220H175V221H173ZM29 221V220H28ZM32 221V220H31ZM30 221V222H31ZM36 222L38 221V220H35ZM39 221H41V220H39ZM49 222V224H50V220H48ZM55 221H57L58 222V220H55ZM62 221V220H61ZM73 221V220H72ZM72 221H69V222H72ZM88 221V220H87ZM158 221V222H159ZM187 221H188V223H187ZM15 222V223H16ZM23 222H25L24 220H23ZM29 222V223H30ZM21 223V222H20ZM54 223H56V222H54ZM59 223H62V222H59ZM59 223L57 224V225H54L53 224V226H58L59 225ZM66 223H67V220H66ZM78 223V222H77ZM164 223V222H163ZM16 224H18L19 225V223L17 222ZM24 224V223H23ZM23 224H21V225H23ZM33 224V223H32ZM43 223H41V224H39V225H42ZM63 224H64V220H63ZM67 224H70V223H67ZM66 224V225H67ZM139 224V223H138ZM45 225V224H44ZM75 225H76V223H75ZM141 225V224H140ZM144 225V224H143ZM146 225V224H145ZM167 225V224H166ZM15 226V225H14ZM20 226V225H19ZM33 226V225H32ZM47 226V225H46ZM51 226H52V224H51ZM98 226V225H97ZM147 226V225H146ZM9 227V226H8ZM23 228H24V226H22ZM68 227H69V225H68ZM70 227H71V225H70ZM92 227V226H91ZM19 228V227H18ZM30 228V227H29ZM75 228V227H74ZM73 228V229H74ZM93 228V227H92ZM138 228V229H139ZM167 228H168V225H167ZM57 229V228H56ZM72 229V230H73ZM96 229V228H95ZM94 229V230H95ZM146 229V228H145ZM166 229V228H165ZM14 230H16V229H14ZM39 229H37L36 231H38ZM62 230V229H61ZM69 230V229H68ZM90 230V229H89ZM166 230H168V229H166ZM35 231V230H34ZM44 231V230H43ZM49 231V230H48ZM63 231V230H62ZM71 230H69L68 232H70ZM14 232V231H13ZM29 232V231H28ZM33 232V231H32ZM50 232V231H49ZM66 232V231H65ZM74 232H75V235H77L76 237L77 238H75V244H78V242L80 241L81 242V239L79 238V233H80V231H79V229L77 230V229H74ZM74 232L72 233V234H74ZM83 232V231H82ZM92 232V231H91ZM94 232V231H93ZM99 232V231H98ZM25 233V232H24ZM23 233V234H24ZM41 233H42V231H41ZM46 233V232H45ZM57 233V232H56ZM67 233V232H66ZM65 233V234H66ZM26 234V233H25ZM37 234V233H36ZM54 234V233H53ZM65 234H63V235H65ZM69 234H71V232L70 233H68V235ZM88 234H89V232H88ZM134 234H135V232H134ZM134 234H133V236H134ZM151 234V235H150ZM17 235V234H16ZM39 235V234H38ZM42 235H44V234H42ZM67 235V234H66ZM99 235V234H98ZM54 237H55V235H53ZM71 236V235H70ZM94 236V235H93ZM136 237H137V235H135ZM151 236V237H150ZM177 236V237H176ZM41 237V236H40ZM58 237V236H57ZM66 237V236H65ZM88 237V236H87ZM136 237L134 238V240L136 239ZM28 238V237H27ZM47 238V237H46ZM60 238H62V235H61V237ZM70 238V237H69ZM97 238V237H96ZM103 238H104V240H105V244H106V241H107V239L105 238V236H102V235H99L98 236V238H97V242H96V244H95V247H99V249H100V247H102V245L103 246H105L104 244H102V243H104V240H103ZM16 239V238H15ZM22 239H23V237H22ZM42 239V238H41ZM40 239V240H41ZM67 240H68V238H66ZM74 239V238H73ZM90 239H92V238H90ZM127 239V238H126ZM132 239V238H131ZM139 239H136V240H139ZM12 240V239H11ZM16 240H18V239H16ZM23 240H25V239H23ZM36 240V239H35ZM70 240V239H69ZM93 240V239H92ZM53 241V240H52ZM78 241V242H77ZM87 241H88V238H87ZM177 241V240H176ZM7 242V241H6ZM24 242V241H23ZM43 242V241H42ZM62 245L64 244V242H63V238H62ZM136 242H138V241H136ZM178 242V241H177ZM22 243V242H21ZM29 243V242H28ZM33 243V242H32ZM37 243H39V242H37ZM49 243V242H48ZM53 243V242H52ZM57 243V242H56ZM67 243H68V241H67ZM74 243V242H73ZM139 243V242H138ZM174 243V242H173ZM9 244V243H8ZM18 243H16V245H17ZM34 244V243H33ZM32 245V244H31ZM39 245V244H38ZM53 245V244H52ZM65 245H66V242H65ZM81 245V244H80ZM173 245V244H172ZM74 246H76V245H74ZM138 246V245H137ZM176 246H177V244H176ZM13 247V246H12ZM19 247H20V245H19ZM42 247V246H41ZM48 247V246H47ZM79 247V246H78ZM80 247H82V246H80ZM94 247V246H93ZM124 247V246H123ZM145 247V248H146ZM27 248V247H26ZM25 248V249H26ZM34 248V247H33ZM32 248V249H33ZM62 248V247H61ZM19 249V248H18ZM30 249V248H29ZM28 249V250H29ZM35 249H36V247H35ZM47 249V248H46ZM45 249V250H46ZM63 249V248H62ZM75 249V248H74ZM109 249H111V248H109ZM108 249V250H109ZM138 249V248H137ZM147 249V248H146ZM11 250V249H10ZM9 250V251H10ZM15 250V249H14ZM24 250V249H23ZM52 250V249H51ZM60 249H58L57 251H59ZM101 250V249H100ZM174 250V249H173ZM13 251V250H12ZM44 251V250H43ZM102 251V250H101ZM101 251H98L97 252V257H98V259H99V262H97V263H95V264H106V262H107V259L108 258H105L106 257V255H104V254H102L101 255ZM19 252V251H18ZM26 252V251H25ZM36 252H37V250H36ZM48 252V251H47ZM66 252V251H65ZM109 252V251H108ZM111 252V251H110ZM144 252V253H145ZM23 253H24V251H23ZM40 253V252H39ZM104 253H105V251H104ZM132 253V252H131ZM144 253H140V260H142V258H145L144 256H145V254ZM167 253V252H166ZM14 254V253H13ZM36 254H38V253H36ZM44 254H45V252H44ZM44 254H42V255H44ZM61 254V253H60ZM135 254V253H134ZM8 255V254H7ZM25 255V254H24ZM29 255H30V252H29ZM28 255V256H29ZM33 255V254H32ZM50 255V254H49ZM63 255V254H62ZM123 255V254H122ZM166 255H167V257H166ZM175 255V254H174ZM14 256V255H13ZM46 256H47V254H46ZM56 256V255H55ZM60 256V255H59ZM133 256V255H132ZM172 256V255H171ZM180 256V255H179ZM36 257V256H35ZM47 257H49V256H47ZM47 257H40L41 259H40V262H39V264H51L49 261H48V258ZM56 257H58V256H56ZM55 257V258H56ZM62 257V256H61ZM17 258V257H16ZM20 258V257H19ZM52 258H53V256H52ZM62 258H64V257H62ZM174 258V257H173ZM3 259V258H2ZM13 259V258H12ZM31 259V258H30ZM51 259V258H50ZM110 259V258H109ZM108 259V260H109ZM181 259H180V261H181ZM14 260V259H13ZM33 260V259H32ZM53 260V259H52ZM51 260V261H52ZM60 260V259H59ZM62 260V259H61ZM60 260V261H61ZM127 260V259H126ZM144 260V259H143ZM142 260V261H143ZM29 261V260H28ZM55 261V260H54ZM53 261V262H54ZM63 261V260H62ZM147 261H149V259H147ZM146 261V262H147ZM27 262V261H26ZM32 262V261H31ZM56 262V261H55ZM64 262V261H63ZM109 262V261H108ZM153 262V263H154ZM18 263V262H17ZM149 263H151V262H149ZM12 264V263H11ZM29 264V263H28ZM38 264V263H37ZM53 264V263H52ZM62 264H64V263H62ZM125 264V263H124Z\"/></svg>","mask_w":264,"mask_h":264},{"label":"built area","instance_id":"built-area-1","mask_svg":"<svg viewBox=\"0 0 264 264\" xmlns=\"http://www.w3.org/2000/svg\"><path fill=\"white\" fill-rule=\"evenodd\" d=\"M163 80L170 86L178 84L172 75ZM208 207L202 264H264V193H253L216 172Z\"/></svg>","mask_w":264,"mask_h":264},{"label":"crops","instance_id":"crops-1","mask_svg":"<svg viewBox=\"0 0 264 264\" xmlns=\"http://www.w3.org/2000/svg\"><path fill=\"white\" fill-rule=\"evenodd\" d=\"M205 232H206V230H205ZM204 241H205V235H204Z\"/></svg>","mask_w":264,"mask_h":264}]
</instances>
